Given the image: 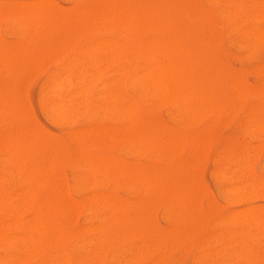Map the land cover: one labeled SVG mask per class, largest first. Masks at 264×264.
<instances>
[{"label":"rangeland","instance_id":"obj_1","mask_svg":"<svg viewBox=\"0 0 264 264\" xmlns=\"http://www.w3.org/2000/svg\"><path fill=\"white\" fill-rule=\"evenodd\" d=\"M135 1L136 0H127V1L126 0H114V2H112V0H0V19L1 18L3 19V20H0V40L2 41L3 45L6 47V49H4L5 48L4 46L2 47L5 50V53L4 52H2V53L4 54L5 60L10 62L11 59L7 60L9 57L6 58V55H5L6 53H7V55L10 54L9 51H7L9 49V48L7 49V47H10L11 55L14 53V57H13V55L12 56L10 55V56L13 59L16 60V62H15V60H13L15 66H12L14 64L11 63V65H9L10 66L9 68H8V64H7V66H5L6 65L5 60H4V63H3V60H2L3 57H1V61H0V68H1V62H2V64H5L4 67L2 66L3 67L2 70L0 69V71H2V73H0V88H2L3 90H4V88H6V90L4 92H1L3 90L0 89V100H3V104H2V101L0 102V104H2V105H0V107L2 108V111H1V108H0V113L3 112L4 109L6 108L5 112H3L5 116L4 115L3 116L0 115V135H1V133L3 135L5 133L8 134V131H9L10 134H8L7 136L9 137V135H10V139L9 140L11 142L10 145H9L8 140H6V139H5V142H3L2 138L4 139L6 134L4 135V137H3V135L1 136L2 142H1V146H0V149H1L0 150L1 151L0 152V159H1L0 160V164L2 165L3 169H5L6 167H9L8 170L5 169V172L11 171L10 175H11V177L13 179H15V182H13L12 179H9V178H11L9 173H5V172L0 173V176H2L0 178V180H1L0 181V193H1L0 194V197H1L0 198V208H1L0 209V217H1L0 219L3 218V220H4V221L2 220L1 224H0V227H1L0 228V236H1L0 238H2V239H0V250H1L0 251V264H5L6 262H7V264H12L13 262H14L13 264H15V262L17 264H65L68 261H69L70 264H74L72 262L75 261L76 259L77 260L75 261V264H89L90 262H91L90 264H122L123 262H124L123 264H125V263L126 264H209V263L210 264H213V263L214 264H218V263L222 264V262L224 264H264V261H263L264 260V235H263V233H264V218H263L264 217V189L261 190V188H263V185H264V33L262 32L263 31L262 28L264 27V17H263V15H264V0H260V2H259V0H256V1L253 0V3H252V0H214L215 3H214V1L212 3L211 0H176V2H175V0H173V1L172 0H166V1L165 0H147V1L146 0H142V1H144V3L141 0H138L139 2L136 1V3H135ZM240 1H241V3H240ZM22 2H25V4H27V2H30L29 5H28L30 10L27 8V5H25L24 3H23L25 5L24 9L26 7V9L28 11L24 10V9L23 10L22 9H18V6H19V8H21ZM44 2H47V3L49 2V4L52 7L54 5H57L56 7L59 8V10L57 11V9L56 10L54 8L52 9L51 6H50L51 12L54 15V17L52 16L53 18H50L51 17V14L49 12L50 8H49V11H47L48 14H49L48 15L49 17L47 16V13H40L39 14L40 16L37 15V12H40L41 9H43L42 7H43ZM99 2H100V4H99ZM110 2L114 3V5L111 4ZM120 2H121L122 5L120 4ZM146 2L149 5L146 4ZM168 2H170L171 4H168ZM235 2H238V3L235 4ZM261 2L263 3V5H262ZM31 3H33V4L30 6ZM34 3H36V5H38V4L42 5L41 7H40V5L38 6V10L34 7L36 9V12H35V9L32 12V6L34 5ZM47 3L45 4L46 7L48 5ZM108 3H109V5H108ZM117 3H119V4H117ZM126 3H128V4H126ZM133 3H135V4L133 5ZM254 3L257 5V7H255L256 5H254ZM110 4H111V6H110ZM244 4H245V7L241 8L242 6H244ZM247 4L248 5H253L254 7L248 6ZM258 4H259V6H258ZM16 5H17V7H16ZM101 5H102L103 8H100ZM118 5H119V7H118ZM135 5H136V8H135ZM143 5H145V6H143ZM172 5L174 6L173 10H171V7H173ZM13 6H14V8H13ZM98 6H99V8L97 10L96 8ZM107 6H108V9H107ZM149 6L152 7V9H150ZM236 6H237V8H236ZM238 6H240V7H238ZM39 7H40V10H39ZM116 7H117L118 11H119V9H121L123 11V13H128L129 12L128 7L129 8L133 7V9L132 8L130 9V12L135 13V15L137 16L135 19L132 20L133 22L129 20L131 22V24L128 21V24L126 25V28L129 25L128 29H133V30H136V31L138 30L137 34H139V36L137 35V37H136V34H135L134 35L135 38H134V36L132 34L129 37V41H131V42H142V39H143V41H149V40H152V37L150 38V35H152L154 37L153 38L154 40L156 38L157 39L156 41H161L162 40V42H164V43H167V42L175 43V44H179L180 43L179 45H182V46H186L187 45L186 43L190 44V45H188L186 47H188L189 50H191L192 60L194 61V64L196 63V65L192 64V67H194V69H193L192 77H191V79L189 81H190L191 85L192 84L193 85H198L197 81L199 82V86L200 85L201 86L204 85L203 86L204 89L206 88L205 91H206V95H207V103L210 100L208 105L209 106L211 105L210 108L207 107L205 109L206 113H205V110H204V111L200 112L199 114L198 113H190V114L188 113L187 114L185 112L182 113V111L180 112V110H177V108H175V105H176L175 103L176 102L172 101V100H168L167 98L163 99V103H165V104H163V103L160 104L161 100H159V102H158V100L157 101L155 99L152 100L151 97H147V98L145 97L146 101H145V98H143L144 101L142 102V99L138 98L139 97L138 94H137L138 91L136 89L134 90V88H133L134 93H132L133 90H131L132 87L130 86L129 80H130V78H132V76H133L132 74H135L136 70L138 71L137 67L132 66L133 67L132 68L133 71H132V69H130V71H129L130 74H128L127 78H125V81L121 82V78H118V80L121 82V83L118 82V86H119V88L121 87L123 89V92L126 91L125 94H127L128 97L130 95V97L132 96V98L136 101L137 106L140 108L138 114L141 117H143V120H144L145 124L149 125V127L155 126V128H157L158 134L160 133L159 137H158V140L163 138L158 143L160 145H157V147L155 149L154 148H149V149L145 148V149H141L142 152L136 150V148H131V147H135V146L134 145L130 146V145H132V143L130 141H126V143H125V140L120 138V136H122L121 135V131L117 132V130L118 129L120 130L121 122H120L119 119H116V116H114L116 114L111 112V110L114 111V109H113L114 108L113 107L114 106V104H113L114 100H113V97H112V95H113L112 94V88L109 87V89H111V90L108 89L109 92H107V93H109V94H106V91H105L106 89H102V88H105V85L103 87V83L106 84V82H108V81H110L111 84H110V82H108L109 85H108V83L106 84L107 88H108V86H110V85L112 86L113 85L112 83L115 82V81L112 82L111 79H113L114 77L116 78V76L117 77L120 76V75L118 76V72L120 74V70L122 69L123 64H124L123 63V59L121 58V56L112 57L110 55V52L108 50H106L105 48L104 49H105L106 52H104V51L102 52L103 49L101 51L98 49V47H100V46H103V45L105 46L106 43H108L110 40L111 41L114 40V37H116V36L118 37V39H122L124 37V35H122V34H124L123 32L126 29L125 28V21L124 20L123 21L119 20V22H118V20H117V22H115V20L114 21L111 20L112 21L111 22L107 18V14L111 10L115 11ZM120 7H122V8H120ZM126 7H127L128 10H126ZM166 7H167V9H166ZM169 7H170V9H168ZM176 7L177 8L179 7V9L177 10ZM10 8H11V11L9 13L8 11H9ZM92 8H93V10H92ZM185 8H186V10H184ZM12 9H15V13L17 12L16 13V17L18 15L20 16L21 14H24V13L27 12V15H25V17L28 19V21L25 20V19L22 20L24 15H21V17L23 16L22 18L18 16L19 19L18 18L16 19L15 13L12 15ZM87 9H89V10H87ZM105 9L107 11H109V12H106ZM147 9L150 10L151 14L153 12V17H151V15H150V13H149V11ZM232 9L235 11V14H233L234 16L232 15V12H233ZM45 10H47V9H44V12H45ZM52 10L57 11V13L59 14V17H58V14H56V12H55V14H56V16H55L54 11H52ZM103 10H105V12ZM169 10H170V12L173 11V13H170L171 15L170 14L168 15V11ZM183 10H184V12H183ZM222 10H224V11H222ZM227 10L229 12H227ZM243 10H245V11H243ZM260 10H261L262 15H260L261 14ZM1 11H2V14H1ZM89 11H90V14H89ZM98 11H99V13H98ZM122 11H120V12H122ZM146 11L148 13H146ZM219 11H221V12H219ZM257 11H259V12H257ZM19 12H20V14H19ZM28 12H29V15H28ZM34 12H35V14H34ZM86 12H88V13H86ZM141 12H142L143 16L140 15ZM159 12H160L161 15L159 14ZM82 13H84V16H82L83 20H85L86 22L85 21L83 22L81 20L79 22V18L78 17L79 16L81 17ZM104 13H106V14L104 15ZM185 13H186V17L184 15ZM93 14H94V16H93ZM96 14H97V16H96ZM144 14L146 15V17H145ZM147 14H148V16H147ZM157 14H158V16H157L158 19L156 17ZM225 14H227V15H225ZM237 14H238L239 17L237 16ZM35 15H36V17H35ZM101 15H102V17H101ZM253 15H256V16H253ZM221 16L226 17L227 20H225L226 18L223 19V17H221ZM231 16H233V17H231ZM33 17H34V19H33ZM40 17H42V18H40ZM45 17L47 18V20L49 19L48 22L46 21ZM62 17H64L65 20ZM84 17H85V19H84ZM95 17L97 19H94ZM139 17H142V19H140ZM148 17H149V19L151 18V20H149ZM159 17H160V19L162 21L159 19ZM168 17H170V18H168ZM188 17H189V19H188ZM228 17L229 18L231 17L230 19H232L231 22L229 20L230 24L228 22ZM235 17H238V19L235 18ZM258 17H259V19H258ZM37 18H38V20H37ZM59 18H62V20L60 19V21H59ZM106 18H107V21H106ZM155 18H156V21H155ZM220 18H221V21H220ZM240 18H241V20H240ZM256 18H257V21H256ZM7 19H8V21H7ZM53 19L55 20V23H54ZM104 19H105V22L103 23ZM173 19H175V20H173ZM235 19H237V20H235ZM249 19H251V20L248 21ZM51 20H52L53 23L51 22ZM57 20H58V23H57ZM66 20H67V22H66ZM97 20L99 21L98 24H97ZM101 20H103V21H101ZM163 20H164V23L166 22L165 23L166 25L162 23ZM12 21H14V22H12ZM29 21H33L34 24L30 23L31 24L30 25ZM44 21L46 22V24H45ZM137 21H139L142 25L139 22L136 23ZM252 21H254V22H252ZM11 22H12V25H11ZM15 22L17 23V26H16ZM36 22H37V25H36ZM38 22H39V25H38ZM65 22H66V24H65ZM76 22H77V24H76ZM78 22H79L80 25H78ZM81 22H83L84 24L83 23L81 24ZM108 22H109V25L107 24ZM155 22H156V24H155ZM177 22H178L179 25H177ZM22 23H23V26H21ZM42 23L44 24V26H43ZM116 23H118V24L115 25ZM134 23L137 24L138 26H135ZM144 23H146V25H147L146 28H149L148 30L145 28V24ZM158 23H159V25H158ZM169 23L171 24L170 27H173V25L175 27V30H174V27H173V30H174L173 32H174L175 37H173L174 35H173L172 31H171V28L169 27ZM219 23H221V27H220ZM13 24H15L16 27ZM26 24H27V26H26ZM47 24H48L49 28H47ZM49 24L52 26L51 29H50V25ZM52 24L53 25L55 24L54 25L55 30L58 28V32H56L57 30L54 31V27H53ZM56 24H57L58 27L56 26ZM70 24H72V26H70ZM121 24H122V34L121 33L119 34V32L121 31ZM148 24H152V28L153 29H154V26L156 27V25H158L157 26V30H158V27H159V29H160L159 31L163 30L164 27L166 26V28H167L166 32H168V34L165 32V30H166V28H165V30H164L165 33L161 31L162 32L161 36H155L153 34V31L150 28L151 25L149 27ZM29 25L33 26V28H31V30H33L34 35L37 36L36 37L37 40L34 38V35L32 34V31L28 30V28L30 29ZM40 25H42V27ZM60 25H62V26H60ZM82 25H84V27H82ZM91 25H94V26L97 25L95 27V30H94V26H91ZM112 25H113V27H112ZM114 25H115V28H114ZM131 25H133L132 28H130ZM63 26L66 29H63ZM176 26L178 27L177 30H176ZM217 26H219V27H217ZM45 27H46V30H45ZM80 27H82V29L83 28L86 29V30H83L85 32V34L83 33V31H82V29ZM87 27H88V29H87ZM98 27H99V29H98ZM234 27H236V29H233ZM41 28L43 30L38 32L37 29L40 30ZM61 28H62L63 34H62V31H61ZM182 28L185 29V30H183V33L186 35V38H185V35L184 36L182 35L183 34L182 31H181ZM78 29H79V31H78ZM105 29H106L107 32H105ZM107 29H109V30H107ZM201 29H202V31H201ZM48 30L50 31V33L47 32ZM70 30L72 31L71 34H70V32H71ZM73 30L77 31L76 35L80 31H82L81 35L78 34L76 37H74L75 36V32L73 33ZM116 30H118V31L116 32ZM155 30H156V28H155ZM242 30H244V31H242ZM252 30H253V32H252ZM260 30H261V32H260ZM145 31H147V32H145ZM151 31H152V33H151ZM180 31H181V33H180ZM239 31H242L244 34L240 33ZM22 32H23V34H22ZM40 32H42L43 34L42 33L40 34ZM114 32H115V34H113ZM141 32H142V34H141ZM169 32H170V34L172 33L170 36H168ZM44 33H45V36H43ZM51 33H52V35H51ZM55 33H57V34H55ZM60 33H61V35H60ZM238 33H240V34H238ZM251 33H254V34H251ZM28 34H31V35H28ZM110 34H112V35H110ZM140 34H141V36H140ZM164 34H165L166 37H163ZM227 34H228V36H227ZM32 35H33V38L36 40L37 43L30 39ZM40 35H42V36L40 37ZM62 35H63V37H62ZM72 35H73V37H72ZM120 35H122L121 36L122 38H120ZM181 35H182V38H181ZM254 35H255V37H257V41H260V42H259V44H258V42L256 43L255 48L251 52L250 49H252L253 46H254V45H251L252 42H253V39H254ZM29 36H30V38H28ZM64 36H65V39H63ZM167 36H168V38H167ZM251 36H253V37H251ZM44 37H47V38L45 39ZM51 37H52L53 41H52ZM66 37H67V39H66ZM145 37H146V39H145ZM25 38L26 39L28 38L27 39V40H29L28 43H27V40H25ZM61 38L64 41H62ZM183 38H184V40L186 42L185 44H183V41H182ZM248 38L250 39V41H249ZM41 39H43V43L44 44L47 43L50 46V47L48 46L46 48L47 52H45V49H44L46 47V45H45V47H43L44 44L42 43V41H40ZM101 39H103V40H101ZM106 39H108V40H106ZM173 39H175V41ZM67 40L68 41L71 40V42L68 43ZM79 40H80V42H79ZM93 40L96 41V42H93ZM98 40H99V43H97ZM104 40H106L105 44H104V42H105ZM171 40H172V42H171ZM176 40H177V42H176ZM30 41L33 44H31ZM55 41H56V43H54ZM100 41L102 42V45H100V43H101ZM232 41H233V43H232ZM13 42H14V45H13ZM23 42H25V44ZM246 42H247V44H246ZM250 42H251V44H250ZM16 43L17 44L19 43V45L17 46ZM20 43L23 45L22 46L23 48H21V50H20V48H18V47H21ZM0 44H1V42H0ZM37 44L41 45L40 47H42L44 49V52H43V49L38 48ZM55 44H57V45L59 44V46L57 47V45H55ZM30 45L32 47L34 46V48L37 47V48H35L36 51L34 50L35 52L33 51L34 48L30 49L32 54H30L28 52L29 50L27 48V46L31 47ZM60 45L63 46V47L61 48ZM64 45H65V47H64ZM67 45H68V47H67ZM75 45H76V47H77V45H78V47L80 45L81 46L76 49ZM93 45H94V47H93ZM1 46L2 45H0V48H1ZM15 46L17 47L16 49H15ZM83 46L86 48V50L84 49ZM95 46H96V52H95ZM190 46H192V47H190ZM12 47L15 49L14 51H12L13 50ZM52 47H54L53 49L55 51L52 49ZM91 47L94 48V51H93V49ZM48 48H49V51H48ZM17 49L20 50V51L15 52ZM61 49L63 51H61ZM193 50H196V51H194L193 54H192ZM248 50H250V54H247ZM20 52H21V54H20ZM24 52L25 53L27 52V55L26 54L24 55ZM33 52H34V54H33ZM59 52H61V54ZM89 52H91V53H89ZM243 52H244V54H243ZM2 53H1V55L3 56ZM76 53H77V55H76ZM85 53H86V55H85ZM94 53H96V55ZM107 53L109 54V57H112V58H115V59L111 60V58H107L108 57ZM18 54H19V56L16 58L15 56H17ZM29 54H30V57H29ZM81 54H82V56H81ZM106 54H107V57H106ZM197 54H199V56ZM246 54H247V56H244ZM55 55H57V56H55ZM23 56H25V57H23ZM26 56L30 58V60H28V61H30L29 63L26 60ZM73 56H74V59L72 58ZM98 56H99V58H98ZM241 56L243 57V59H242ZM21 57H23V58H21ZM100 57H101V59H100ZM63 58L64 59L66 58L65 61H64ZM116 58H117V60H116ZM120 58H121L122 62H121V60L119 61ZM24 59L26 60L27 63L24 62ZM70 59H71V61H70ZM76 59H77V61H74ZM104 59H106L108 61L106 64L109 63L107 65L108 68L105 66ZM81 60L85 61V63L83 64V62ZM88 60H89V62H88ZM98 60L103 61V63H101L102 65L99 63ZM115 60H116V62H115ZM197 60H198V64H197ZM19 61H20V68L22 69V67H24V66H25L24 69L26 68L24 70V72H23V69L20 70V71H17V69L13 70L14 68H16V65H17V68L19 70V67H18ZM193 61H192V63H193ZM72 62H73V64H72ZM21 63L24 64V66H21ZM88 63H89V65H88ZM90 63H92L91 67H90ZM110 63H112L111 66H110ZM118 63H119V65H118ZM55 64H56V66L57 65L58 66L55 67ZM74 64H75V66H74ZM95 64H97L96 68H95ZM99 64H100V66L97 67ZM62 65H63L64 69L62 68ZM68 65H69V71L65 70V67H66V69H68ZM92 65H93V67H92ZM121 65H122V67H121ZM11 66H12V68H11ZM59 66H60V68H59ZM81 66H83L82 67L83 69L81 68ZM118 66H120V67L118 68ZM196 66L198 67L197 69H196ZM71 67H73L74 69L71 68ZM10 68L13 70V72L15 71L16 72L15 74H18V76H19V72H20L21 73L20 76H22V77L26 78V80L27 79L28 80L23 83L24 78L23 79H22V77L19 78V81L16 80L17 82H19L18 86H17V84H15V82H14L15 81L14 79H16L17 75L14 78L15 74L13 73L14 74V76H13L12 72H10V71H12V70H10ZM99 68H100V70H101V72L103 74L100 72ZM104 68H105V71L103 72L102 70H104ZM117 68H118V72L117 71L115 72L114 70H117ZM80 69H82V70H80ZM88 69H89V71H88ZM195 69H196V71H195ZM204 69H205V74H204ZM259 69H260V71H259ZM6 70H8V71H6ZM84 70L86 72H88V73H85ZM72 71H74V73ZM79 71H80V73L82 75H80ZM96 71H99V72H96ZM5 72H7V74L10 72L11 73V77H10L9 74H8L9 76H7V74H3ZM90 72H93V73H90ZM94 72H96V75H95ZM112 72L117 73V74H113ZM72 73H73V75L70 76ZM99 73H100V75H99ZM107 73H109L110 75H113L114 77L113 76L109 77V75ZM198 73H200V75H198ZM219 73H221V76H220ZM231 73H232V75H231ZM30 74H31L33 79L31 78ZM66 74H67V76H66ZM77 74H78V77H77ZM201 74H203V75H201ZM79 75H80V77H79ZM88 75H89V77H88ZM196 75H197V77L195 78ZM230 75H231V77H230ZM82 76L84 78L83 79L84 82H81L79 84L76 83L75 84L76 88L73 89L74 81L78 80V79H82ZM85 76H86V79H85ZM91 76L93 77V81H95L96 84H95V82L93 84L91 83L90 87H89L88 81L91 80V82H92V78H90ZM94 76H95V78H94ZM201 76L202 77L205 76V79H204V77L201 78ZM7 77H9V78H7ZM49 77H51V80H49ZM11 78H13L14 81H12V82L16 86V87L13 86L14 90L16 88V90H15L16 91V95H17V93L19 94L18 97L14 98V100L12 98V100L14 101L13 103H11V102L9 103V99L11 97L9 95H7L8 98H9L8 101H7V97L4 99L5 92H7V94L8 93L10 94V93L13 92V88L11 86L12 83L10 84V82H8V80L11 79ZM107 78H108V80H107ZM115 78L113 80H115ZM20 79L22 80V82H21ZM29 79H32V80L29 81ZM53 79H54V81H53ZM231 79H232V81H231ZM58 80L59 81H63V82H65V81L67 82V83H63L62 82V86L63 87H62V92L60 94L62 96L61 100L62 99L65 100L66 98H69L67 103H66L67 99L64 101L65 104H67V106H69V107L72 104L71 107H73V111H74V112H72V114L74 115L75 112L78 111V112H76V114H78L79 117L76 114H75L76 116L74 115V117H73L72 114H68V113L65 114L64 116L60 117L62 120L58 119V118L56 119L55 117H53L52 112L50 111V107L53 106L56 103H59V98L57 97L56 94H52V95H51V93L49 94V91L51 92L52 84L53 83L55 84L56 82L58 83ZM116 81H117V78H116ZM200 81H201V83H200ZM86 82H87V84H86ZM100 82H102V84H101L102 88L99 87L100 86ZM232 82L234 83V85H233ZM72 83H73V85H72ZM63 84H65V86ZM80 84H81V88H79ZM205 84H206V86H205ZM207 84H208L209 87L207 86ZM8 85H9V87H7ZM229 85H232V87H229ZM64 87L67 88V89L64 90ZM112 87H113V91L115 92L114 85ZM9 88H12V91H10L11 89H9ZM21 88H22V90H21L22 94L18 90V89H21ZM25 88H27V90ZM86 88H89V89H86ZM236 88H237V90H236ZM45 89L47 91L48 90L49 91L47 92V91H45ZM94 89H95V91H94ZM127 89H129V90L127 91ZM228 89H230V91H228ZM232 89H233V91H232ZM60 90H61V88H60ZM96 90H99V92L96 91ZM101 90L103 91V93L105 91V97L103 96V93H101L102 92ZM250 90H251V92H250ZM252 91H253V94H252ZM63 92H65V93H63ZM72 92H74L75 94H74L73 99H72V97L70 99L69 95L71 94V96H73ZM81 92L83 94H85V95L81 94ZM120 92H122V91L120 90ZM229 92H232V95H231L232 97L230 96L231 93H229ZM236 92H237V94H236ZM79 93H80V95H79ZM100 93H101V96H100ZM213 93L216 95V97H215V95ZM24 94H26V96H25L26 99H24ZM212 94H213V97L210 98L212 96ZM16 95L12 94L13 97L16 96ZM223 95H225V96H223ZM239 95L240 96L242 95V96L240 97ZM85 96H86V98H85ZM253 96H254V98H253ZM258 96H259V98H258ZM102 97L105 98V100H108V102L110 100H113V102L110 101L109 103H107L104 100V102H106L109 105L105 104L104 102H103L104 104H102L101 103L102 102L101 99H103ZM106 97H107V99H106ZM109 97H110V99H108ZM214 97H215V99H214ZM216 98H217V101H216ZM41 99H42V101L40 103ZM56 99H57V101H56ZM97 99H100V100L98 101ZM230 99H231L232 102L230 101ZM250 99H252V101ZM4 100L6 101L5 103H4ZM26 100H27L28 103L25 102ZM79 100H80V102H79ZM165 100H166V102H165ZM219 100H220V102H219ZM20 101L21 102L24 101L25 105H24V102L23 103H19ZM73 101H74V103L78 102L79 105L77 103L74 104ZM7 102H8V105H7ZM144 102H148V103L143 104ZM152 102H154L156 105H154V103L152 104ZM157 102L160 105H162V106L161 107L158 106L159 104L157 105ZM228 102H230L231 104H229ZM249 102H250V104H249ZM87 103H88V105H87ZM149 103L151 105H149ZM247 103H248V105H247ZM41 104H43V105H41ZM90 104H92V105H90ZM110 104H113V106L110 105ZM11 105L13 107H11L12 109L10 110L9 106H11ZM26 105H27V107L24 109V106H26ZM73 105H75V106H73ZM84 105H85L86 108L84 107ZM98 105L99 106H104V108H105V106H110V107H108V109L106 107L103 110V108L101 109L100 107H98ZM147 105L149 107L153 106L152 108H154V109L151 108L152 112L150 111V108L147 107ZM4 106H5V108H4ZM6 106L8 107V110H7ZM17 106L19 107L20 110L18 109ZM43 106H44V108H43ZM48 106H50V107H48ZM155 106H157V107H155ZM217 106H218V108H217ZM81 107L84 110H82ZM159 107H160V109H159ZM29 108L31 110H29ZM80 108L82 110V112L80 113L82 116H80V114H79V111H81ZM95 109H96V111L101 109V110H99L97 116H93L92 115V114L96 115L97 112L95 111ZM106 109L112 113L111 114L112 117L110 115V112L108 113V111ZM9 110L12 111L11 112V114H13V115H11L12 117L10 116V111ZM16 110H18V111H16ZM92 110H94V111H92ZM144 110L146 111V113H145ZM148 110H149L150 113L148 112ZM217 110H219V111H217ZM8 111H9L8 114L10 116L9 119L7 118L8 117V114H7ZM15 111H16V113H15ZM28 111H29V116H28ZM83 111L85 112V114L83 113ZM101 111H103V112H101ZM106 111H107L108 116H106L107 114H105ZM175 111H179L180 114H179V112L176 113ZM88 112H91L92 114L88 113ZM226 112L227 113L229 112V114H227ZM46 113H49V114H46ZM100 113L102 114V118H101V116H98V115H101ZM212 113H214V114L217 113V115L211 116ZM15 114H17V115L15 116ZM175 114H176V116H175ZM178 114L180 115V117H179ZM33 115H34V117H33ZM68 115H70V116H68ZM188 115L190 117L193 116V118H189V120H190L189 123L187 122L188 121V117H189ZM194 115L195 116L199 115V116L194 117ZM18 116H19V118H18ZM27 116L29 118H31V117L32 118L29 119V118H27ZM225 116H226V118H225ZM5 117H6V119H5ZM63 117L65 118L64 120L66 121V123L63 120ZM69 117H70V119L72 118L71 119L72 121L70 119H68ZM86 117H87L88 120L90 119L89 120L90 122L87 121V119H85ZM99 117H100L99 120L102 119L100 122L98 121ZM108 117H109V119H108ZM114 117L116 119L115 122L112 120V119H114ZM173 117H175V118L173 119ZM3 118L6 121L10 120L9 121L10 123L7 124V122L4 121ZM10 118H12V119H10ZM22 118H24V119H22ZM33 118H35V119H33ZM110 118H112V119H110ZM195 118H197V119H195ZM210 118L212 120H210ZM213 118H215V119H213ZM26 119H28L29 121L26 120ZM55 119L58 120V121H56ZM183 119H185V121ZM68 120L71 121V122H69ZM94 120H95V122H94ZM108 120H111V121H108ZM180 120H182V121H180ZM194 120H196V121H194ZM3 121H4V123H3ZM22 121H24V123ZM228 121H229V123H228ZM56 123H57V125H56ZM100 123H103V124H100ZM25 124L28 125V126L24 127ZM32 124L34 125V127L31 126ZM105 124L108 125V126H106ZM109 124H113V126L110 125V127H111L110 129L113 130V131H110ZM115 124L117 125V127L119 126V128L116 129V130H114L115 129L114 127L116 126ZM40 125L42 126V129H44L43 131H42ZM103 125H104V128H103ZM91 126H92V128H90ZM95 126L97 127V131H99V132H97L96 130H95L96 132L93 131L96 128ZM100 126L104 130L100 129L101 128ZM105 126L109 130L106 131ZM164 126H165V129H167L166 131H164L165 130ZM169 126H170V128H169ZM85 127H87V128H85ZM98 127H100L99 129L102 130V132H100V130H98ZM161 127H163V128H162V130L160 132ZM19 128L21 129V131H19V133L22 132V129L24 130L23 131L24 132L23 133L24 134L23 138H22V136H19L21 133L19 135L16 133V132H18ZM29 128H31V130L33 131L32 134L34 132H35V134H37L38 138H36L35 136L33 137V141L34 142L32 140H30L32 138L31 136H29L30 137L29 140L26 139V137L29 135L28 134L29 131H30ZM89 128L92 129V130H90ZM168 128H169V130H168ZM16 129H17V131H16ZM45 129L47 130V132L45 131ZM85 129H88V131H86ZM83 130H84V132H83ZM4 131H6V132H4ZM67 131H69L71 133H68ZM78 131H80V133ZM85 131H86V133H85ZM90 131L92 133H90ZM108 131L111 133V136H112V137H109L110 140L108 139V135H110V133H108ZM87 132H89L90 134L88 135ZM104 132L107 134L106 138L103 137V136H105ZM174 132H175L176 136L174 135ZM41 133L43 135H40ZM65 133H66V135H65ZM75 133H77V135ZM163 133L167 134V135H165L166 138L168 137V135L170 136V137H168L170 139V142L172 143V144L170 143L171 144L170 148H169L170 150H166V148H164L165 147L164 139L166 140V138L164 137ZM16 134L20 138H17L18 136ZM73 134H75L74 135L75 137H77V136L78 137L74 138ZM162 134H163V137H162ZM188 134L191 135V137L188 136ZM15 135L17 136L16 138H15ZM38 135L41 136L40 139H39ZM71 135H72L73 138L69 140V137L71 138ZM99 135H101L102 137L99 138L100 137ZM199 136H200V139L198 138ZM8 137H6V138H8ZM43 137L45 139H43ZM80 137L83 138V140ZM91 137L93 139L95 138L96 141H93V139ZM171 137L175 138V139L172 140ZM41 138H42V140H41ZM97 138H99V139H97ZM102 138H104L103 139L104 143L101 140ZM119 138H120L121 142H120ZM188 138H190V139L188 140ZM15 139L18 142V147L16 146V149L14 148V146L17 145L16 141H15L16 144L13 143ZM25 139L29 142V147L27 146L28 142ZM35 139H37V141ZM38 139H39V141H38ZM84 139H85V141L87 140V142H83ZM89 140H91L92 143ZM111 140H112V142H111ZM174 140H175V142H174ZM195 140H196V142H194ZM201 140H203L202 141L203 143L200 144L199 141H201ZM6 141L8 142V145H7ZM24 141H26V146H25V143H23ZM88 141L90 143H88ZM113 141H115L116 144ZM116 141L118 142V144H117ZM176 141H178L179 144H177ZM234 141L235 142L237 141V142L235 143ZM74 142H75V144H74ZM95 142H98L97 149L95 147V145H96ZM105 142L108 143V144L110 142L112 146L109 144L110 147H108V144H106ZM81 143H83V145ZM194 143H199V144H196V146L197 147L201 146L202 150H200L201 147H198L199 148V150H198L195 147ZM226 143H227V145H226ZM45 144H48V145H45ZM86 144H88V145L86 146ZM100 144H102V148L98 147V146H101ZM173 144H174V147H171V146H173ZM31 145H32V147H31ZM44 145H45V149L48 148L47 150H49V151H45ZM51 145H52V147H51ZM104 145H106L107 147L104 146ZM179 145H181V146L179 147ZM2 146H3V148H1ZM6 146L11 148L10 156H9L10 149L7 148ZM24 146H25L26 150L28 149V152L30 151L29 153L27 151L25 153L22 151V148ZM82 146H86V148L85 147L83 148ZM103 146H104V148H103ZM113 146H115V147H113ZM159 146L160 147L162 146V147L160 148ZM176 146H178V147H176ZM192 146H194V147H192ZM87 147H89L90 149L94 148V150H89V148H87ZM6 148L9 149V150H7ZM29 148H31L35 152H33ZM40 148H42L43 152H41ZM120 148H121V151H120ZM127 148H128V150H126ZM129 148L131 150L133 149V151H132L133 155L134 154L137 155L139 153L137 155L138 157L135 156V155H134L135 156L134 157L132 155L131 150ZM37 149H39V150L37 151ZM78 149H80V151ZM193 149H195V150H193ZM3 150H5L7 152V154ZM23 150H24V148H23ZM73 150L74 151L76 150V153H74ZM143 150H144V152H143ZM36 151H37V154L39 153L38 155H40V152L42 154L44 152H48V155H50L51 158L52 157L54 158V159L53 158L52 159L49 158L50 159V164L48 166H45V167L44 166H40V168H43V170L39 168L40 171L42 170L44 175L46 174L47 180L52 179V180L48 181V183L49 182L50 183L47 184L46 186L42 187L41 185H39V186H41L43 188V190L41 189V187L37 186L38 183H39V180H40L39 179L40 176L39 175H34V174H33L34 175L33 176L32 174H28L27 170L25 171L26 166H28L27 169L29 170V168H32V166L36 167V164L38 165V161H39L38 157L39 156L36 155ZM51 151L52 152L54 151L53 154H52ZM157 151H158V153H157ZM169 151L170 152L172 151L171 152L172 154H167L166 153V152H169ZM186 151H187V154H186ZM198 151H199L200 156L198 154ZM200 151H202V152H200ZM90 152H92V153H90ZM176 152H177V154H176ZM55 153L57 154V156H59V158L56 157ZM59 153H61L62 155L59 154ZM88 153H90V155L91 154L93 155V156L92 155L91 156L93 157L94 160L92 159V157H90L91 158L90 160L86 159V158H89V156H90V155H88ZM141 153H143V154H141ZM148 153H150V155ZM152 153H154V154H152ZM22 154L25 155V156H23ZM27 154L29 155L28 159L25 158V157H27ZM72 154H74V156ZM98 154H100V155H98ZM219 154H220V156H219ZM242 154L243 155L246 154V155L243 156ZM1 155L4 156L5 161H8V162L3 161L4 159L2 158ZM15 155H17L18 158H15ZM77 155H79V156L87 155V157L83 156L82 159L80 158L82 160V162H83V163H81V160L79 159V156H78V160H79L81 165L78 164L79 168L77 166H75V168L73 166L74 169L70 168V167H72V166H70L71 164L72 165H76L75 163L77 161V158H76ZM94 155L96 157H97V155L99 156V158L97 157L98 161L101 159L102 156H103L102 159H104V160H106V159L111 157V159H108V160L114 161V164H117L118 160H119L118 164H120L121 162L122 163H126L127 165H129V167H127L126 165L123 164L124 170L126 169V171L124 173L123 172L124 170H121V169H123V167L119 168L120 165H117L118 166L117 168L119 169V172L112 170L113 172H116V173L118 172L117 173L118 175L115 173L116 176H113L115 178L114 179V178H112V176H110V174L112 172L110 170L111 169L110 167L112 165V161L108 162V160L107 161L103 160L104 162H108L107 164H104V169H103V166L101 165V160H100V163L99 162L97 163V158ZM153 155L155 156V159L153 158V163H150V161H151L150 159H152ZM165 155H167V158H166ZM171 155H173V156H171ZM193 155L198 157L197 160H196L195 157H193ZM71 156H73V157H71ZM104 156H105V158H104ZM113 156H115V157H113ZM162 156H163V158H162ZM6 157H8L7 160H6ZM11 157H13V159ZM19 157H20V159H19ZM22 157H23V159H22ZM36 157H37V159H36ZM119 157H120V159H119ZM10 158H11L12 161L10 160ZM113 158H114V160H113ZM116 158H118V159H116ZM58 159L62 163L59 162ZM158 159H159V165H158V162H157ZM162 159L163 160L164 159L165 160L168 159V160H166V162L162 163ZM189 159H190L191 162L189 161ZM245 159H246V161H245ZM15 160H17V162ZM70 160H72V161L70 162ZM85 160H87V162ZM91 160H93L94 163L96 162L97 165L100 164V169L98 167L99 165L98 166L95 165L96 163L93 164V162ZM154 160L156 161L155 163H154ZM241 160H243L244 163ZM19 161H21V162L19 163ZM68 161L71 164H69ZM89 161H90V163H89ZM103 161H102V163H103ZM174 161L176 163H178V164L176 165ZM184 161H186V162H184ZM15 162H16V164H15ZM79 162L77 161V163H79ZM18 163H19V165H18L19 167L13 166V164L17 165ZM59 163L61 164V166H60ZM66 163H68V165ZM109 163H110V165H109ZM122 163H121V165H122ZM164 163H166V164H164ZM170 163H173V164H170ZM245 163H247V165ZM55 164H56V166H55ZM82 164H85L83 166V168L85 167L84 169L83 168L80 169V166H82ZM1 165H0V168H1L0 172L2 170ZM9 165L11 166V168H10ZM23 165L24 166L26 165V166L23 167ZM53 165H54V167H52ZM87 165H88V167H87ZM107 165H109L108 166L109 168L107 167V169H106L105 166H107ZM133 165H136V167L138 165V167H137L138 169L135 168V170H134V166ZM181 165H184V166H181ZM38 166L36 167L37 169H38ZM57 166L60 167L61 170ZM148 166L151 169L152 168L155 169L153 171L154 174L152 173V170L151 171L149 170ZM86 167L89 168L90 170L87 171ZM101 167H102V169H101ZM126 167L129 168V169L131 167L133 168V171H132V169H130L129 172L132 175H134V177L136 179H134L133 176H132L133 178L131 177V175L127 171L129 169H127ZM145 167H147V168H145ZM159 167L161 168L160 170H159ZM175 167H178V168L176 169ZM13 168H15V170ZM17 168L18 169L20 168L19 171H18ZM91 168H92V170L94 169L93 170L94 172L96 171L95 172L96 174H100L101 171H99V170H103V173L101 172V176L100 177L96 176L99 179L102 178V176L104 177L106 175V173H108L104 177V180L105 181L107 180V181L105 182L104 180L100 179V182L98 180H96V182H93L96 179V177L93 176L95 173H93ZM185 168H186V170H185ZM71 169H72V171H71ZM12 170H13V172H12ZM16 170H17V172H16ZM23 170H24L25 173L23 172ZM44 170H45L46 173L44 172ZM107 170H109V171H107ZM137 170H138V172H137ZM144 170L146 171V173H145ZM171 170L174 171L173 174H172ZM177 170H178L179 173L177 172ZM2 171H4V170H2ZM19 172L23 173L25 176L20 174ZM88 172L90 174H92V175H90ZM149 172L155 178L157 177V179L154 178L155 181H156V182L154 181L155 182L154 187L157 190H155V188H153V186H151L153 184V182H152L153 181V179H152L153 177L151 176V174ZM165 172H168V173H165ZM248 172H249L250 175L248 174ZM126 173H128L129 175L126 174ZM155 173H156V176H155ZM220 173H222V175H220ZM246 173L249 176H246L247 175ZM16 174L19 175L18 178L16 177ZM26 174H27V176H26ZM74 174H75V176H74ZM125 174H126L127 177L125 176ZM136 174H139V175H136ZM147 174H148V176H147ZM167 174H169V175H167ZM178 174H179V176H178ZM12 175H14L15 177L12 176ZM84 175H87V179L85 178ZM3 176L5 177V179L3 178ZM6 176H7V178H6ZM21 176L22 177L24 176L25 178L24 177L22 178ZM53 176L54 177L56 176V177L54 178ZM60 176L63 177V178H60ZM91 177H95V179L92 178V180H91L90 179ZM116 177H118V179ZM130 177L133 179L134 183L132 182L131 179H129ZM137 177H139V179ZM146 177L147 178L149 177L148 179L150 180V183H152L151 185L148 184L149 180ZM19 178H21V179H19ZM26 178L29 179V182L31 181L30 183L33 186L34 185L37 186V187H34V189H36V190H34L32 188L31 184L28 185L29 184L27 182L28 179H26ZM53 178H54V180H53ZM59 178L61 180H59ZM126 178H127V182L125 180ZM223 178H224V181H223ZM55 179H57L56 181L66 182V183H63V184L62 183L59 184L58 182L55 183L56 182ZM63 179H65V181ZM73 179L75 181H73ZM82 179L85 180V181H83ZM112 179H114V180L111 181ZM140 179H142V180H140ZM146 179H147V181H146ZM6 180L7 181L10 180L9 183L10 182H12V183H10V185H9V183H6ZM20 180H21V182H20ZM22 180H24L23 181L24 183L22 182ZM25 180H26V182H25ZM137 180H139V182H137ZM143 180H144V183L141 182ZM185 180H187V181L185 182ZM33 181H35V183ZM101 181H102V183H101ZM123 181H125L126 183H128V181H129L130 184L128 183V186L126 185L125 188H124V187L121 186V185H123V186L125 185V183ZM251 181L253 182L252 185H250L248 183V182L252 183ZM254 181H256V182H254ZM36 182H37V184H36ZM74 182H76V183H74ZM167 182H169V183L167 184ZM13 183H15V184L13 185ZM16 183H20V184H16ZM26 183H28V184L25 185ZM51 183H52V185H51ZM78 183H79V185H78ZM138 183L143 188H141ZM156 183H157V185H156ZM164 183H166V184L164 185ZM5 184H6V186H5ZM11 184H12V186H11ZM56 184L61 185L60 187H61L62 191L60 190L59 185H56ZM98 184H100V185H98ZM117 184H119V185H117ZM159 184H160V189L157 188V187H159ZM161 184H162L163 187L161 186ZM63 185H66V188ZM73 185H75V187L78 186L76 188L77 192L80 190V189L78 190V188L82 187L81 191H79L81 193H79V192L77 193L76 189H75V187H73ZM116 185L118 187H116ZM254 185H255V187H254ZM260 185H262V187L259 188V190H258V187H260ZM13 186H14V188H13ZM15 186H17V187H15ZM51 186L56 188V189L53 188V190H52ZM71 186L74 189H72ZM119 186H120V189H119ZM135 186L136 187L138 186L137 187L138 190L136 189ZM238 186H239V188L242 187V188H240L241 192L237 191V189H239V188H236V187H238ZM249 186H251V187H249ZM11 187L13 189H11ZM26 187H27V189L24 190ZM8 188L10 190H8ZM30 188H32L33 192L31 191ZM64 188L66 190L65 192L67 193V196H66L67 198L63 197V195H66L64 193V191H63ZM146 188H148V189H146ZM170 188H171V190H170ZM233 188H235L236 195H235L234 192L233 193L229 192V189H233ZM244 188H245V190H244ZM22 189L24 190L25 193L23 192ZM58 189H59L60 193L63 192L62 193L63 195L59 193ZM163 189H165V190H163ZM56 190L59 193V195L56 192ZM225 190L227 192V195L225 194L226 193ZM242 190H244V191H242ZM252 190H253V192H252ZM14 191H16V192L20 191V192H19V194H17ZM72 191L76 192V194L73 193ZM147 191H148V193H147ZM177 191H178V193H177ZM53 192H54V194H53ZM55 192L57 193L58 196H56ZM174 192H175V194H174ZM2 193H4V194L2 195ZM188 193H190L191 195L188 194ZM240 193H242V194H240ZM14 194L16 196L17 195L18 196L16 197ZM44 194L47 197H45ZM52 194H53V196H52ZM245 194L247 195V197H245L246 196ZM19 195L21 197L23 196L22 198L20 197L21 200H19V198H18ZM49 196L51 197V200H50ZM54 196H56V198L60 201V203H61V204L59 203L60 207H59V205H57L58 204L57 203L58 200H56V198ZM113 196H115V197H113ZM170 196H171V199H170ZM3 197H4V199H2ZM10 197H11L12 201H8V202L9 203L10 202L14 203V206H11V205H13L11 203H10L11 205L7 203V200L10 199ZM12 197H14V199ZM58 197H60V199ZM91 197L93 198V200L91 199ZM95 197H99V198L101 197V201H103V202H101L99 200V198H98V200L100 202L97 200V202H99V203H96L95 200L97 198L95 199ZM224 197H226V198H224ZM28 198H30L31 200L28 199ZM33 198L35 200L37 199L38 202H37V200L35 202H32ZM117 198H119V200ZM210 198H211L212 201L210 200ZM34 199H33V201H34ZM125 199L129 200V201H127V200L126 201L128 203L130 202L129 204L132 207L126 205L127 202L126 201H125L126 203L124 202ZM150 199H152V200L150 201ZM4 200H5V203H4ZM41 200H43V201H41ZM55 200L57 201L56 203H54ZM70 200L74 201V203L73 202L71 203ZM111 200L114 201L116 206L118 205L117 206L118 210L115 213V216L112 215V211L110 209L111 206L113 205L112 203H110V202H113ZM115 200H117V201L115 202ZM120 200L121 201L123 200L122 202L125 203L124 205L126 207L122 204V202ZM155 200H157V201L155 202ZM232 200H234V201H232ZM29 201H31V202H29ZM46 201H48V202L50 201V202L47 203ZM235 201L237 203H235ZM28 202H29V204H28ZM119 202H121V203H119ZM131 202H132V204L137 202V204H138L140 209L137 208V205L136 206H135V204L132 205ZM141 202H142L143 205L145 204L144 208H142L143 206H142V204H140ZM33 203L35 204V206H37L35 208H39V206L45 205V206H42V207L43 208H48L47 210L49 212L45 211L46 209H43L42 207H41V209H39V210L36 209V211H35V209L33 207L34 206ZM39 203H40V205H39ZM107 203H109V204H107ZM179 203H180V206H179ZM181 203L182 204L184 203V205H182ZM207 203H210V204H207ZM50 204H51V207L54 205V209H55V205H56V209L55 210L52 207L53 212H52V210H51V208L49 206ZM62 204L63 205L68 204L69 206L72 205L74 207L76 205L77 207H75V208L72 207V210H70L71 208H68L67 205L62 207L63 206ZM119 204H122V209L123 210L121 209V205H119ZM173 204H176V205H173ZM46 205H48V207H46ZM106 205H108V207ZM2 206H3V210H2ZM4 206H5V208H4ZM104 206H106V207H104ZM182 206H183V208H182ZM65 207H67L68 210ZM128 207L129 208L131 207L130 209H128L130 212H132L131 214L127 210ZM179 207L182 210H180ZM61 208H64V210L66 209L67 211L66 210L65 211L62 210ZM247 208H248V211L250 213L246 212V213L249 214V216H248L244 212L245 215L243 217V221H244L243 222L242 219H238V217H242L243 214H244L243 210L245 209V211H247ZM255 208L258 209V212H257V210ZM261 208H262V210H260ZM6 209H7V211H6ZM143 209H147L148 211L147 210H143ZM40 210H42L43 212L40 211ZM120 210H122V211H120ZM134 210H136L138 212H133ZM142 210H143V213L141 212ZM254 210H256L255 213H254ZM4 211H6L8 215L6 213H4ZM39 212L40 213L42 212V215H40ZM45 212H46L45 216L47 218L43 216L45 214ZM50 212H52V213H50ZM58 212L60 214L62 213L61 214L62 218H61V215H59L60 218L58 217V214H59ZM108 212L111 214V216H109V217L110 218L113 217L112 219H109V217L107 216V214H109ZM140 212H141V214H140ZM144 212L146 213V215H145ZM147 212H149L148 216H147ZM261 212H263L262 215L259 214ZM2 213H3V215H2ZM37 213H38L39 217H38V215H36L38 217V219L35 218L36 221H34V217H36L35 214H37ZM134 213L136 214V221H137L136 222V227H135L136 230H134V228H133V230H129V231H125L124 232L125 229L122 228V229H119L122 233L120 231H116V230H118V228H120L121 225L119 223L118 224L120 226L118 224H116V222H115L116 220L114 219V217L115 218L117 216L121 217L122 215H129V216L131 215V216H133V215H135ZM183 213H185L184 216H183ZM194 213H195V216H194ZM256 213H258L260 215V216H258V219H256L257 218V214ZM13 214H15V215H13ZM141 215H142V218H143V216H145V218L147 216V220L150 221L149 222V221H147L144 218V221H145L144 223L148 222V223H146V226L144 228H143L144 223H143V219L141 218ZM236 215H238V217H237L238 220L235 219L236 220L235 221L233 219V217L236 218ZM250 215H251V217H250ZM179 216H181V218ZM231 216H233V217H231ZM105 217H106V219H105ZM188 217H190V218H188ZM249 217L250 218L253 217V218L250 219ZM4 218H6V219H4ZM12 218L14 219L13 221H12ZM40 218L42 219V221H41ZM149 218H151L152 220L149 219ZM107 219H109V221H110V222L107 221L109 224H106L107 223L106 222ZM139 219L140 220L142 219V221H138ZM173 219H174V222H173ZM180 219H182V220H180ZM225 219H227V222H226ZM231 219H232L233 222H231V221L229 222V220H231ZM246 219L248 221H245ZM260 219H261V221H258ZM39 220H40V222H39ZM113 220H115V221L113 222ZM169 220H171V221L169 222ZM177 220H178V223H177ZM186 220H188V221H186ZM223 220H225V221H223ZM239 220H241V223H240ZM181 221H184V222L181 223ZM2 222H4V223H2ZM8 222H10L9 223L10 226H9V224H7ZM41 222H43L44 224L40 225ZM251 222H253V223H251ZM256 222H257V224H256ZM36 223L39 226H37ZM113 223L115 225H112ZM138 223H139V226L142 224L141 225L142 228H141V226L139 227L137 225ZM170 223L172 225H170ZM2 224H3V228H5V226H6L5 229L2 228ZM147 224H149V225H147ZM153 224H155V225H153ZM185 224H187V225H185ZM43 225H45V227H47V228H44ZM46 225H49L51 227L53 225V227L51 228V227L46 226ZM176 225H178V226H176ZM244 225H245V227H243ZM248 225H252V226L250 227ZM13 226H14V229H11ZM18 226L19 227L22 226V227L19 229ZM57 226L59 228H57ZM114 226H118V227H114ZM113 227L115 228L114 229L115 232L112 231ZM137 227H139V228H137ZM148 227H151V228H148ZM37 228H39V231H38ZM109 228H112V229H109ZM2 229L4 231H2ZM6 229L8 230V232H7ZM42 229L45 232H42ZM142 229H144V230H142ZM165 229H166V231H168L169 229L170 230L168 231V233L167 232L165 233L164 232ZM243 229H245V231ZM36 230L38 232H36ZM50 230H51V233H50ZM52 230H54L55 232L57 231L56 233H58V230L60 232L58 234H55V232L52 231ZM67 230H68V232H67ZM98 230H99V232H98ZM137 230L138 231L140 230V231L138 232ZM171 230H174V231H171ZM241 230H243V232ZM102 231H103V235L104 236L101 234ZM130 231L131 232L134 231V232L130 233ZM142 231H143L144 234H142ZM253 231L255 232V234L251 233ZM41 232L43 233V236H42ZM52 232L54 234H52ZM73 232H74V234L76 236L74 234H71ZM119 232L121 234H119ZM171 232L174 235L173 238H172L173 235L172 234L170 235ZM186 232H187V234H186ZM40 233H41V235H40ZM60 233H61V235H59ZM62 233H65V234H62ZM99 233H100V235H99ZM124 233L126 235V239H125ZM145 233H147V234H145ZM150 233L151 234L154 233L153 236L150 237L148 235ZM155 233H156V235H155ZM116 234H117V237L122 235V234L123 235L120 236L119 238H117ZM128 234H130V236ZM163 234H165V235L167 234L166 238H165V235H163ZM182 234H184V235H182ZM37 235H39V236H37ZM52 235H54V236L58 235L59 238L60 237H62V238L64 237L65 240H60L62 238L59 239L58 237H56V236L54 237ZM134 235L136 237H134ZM141 235L142 236L146 235L145 236L146 238L142 237ZM258 235H260V237ZM261 235H263L262 239H261V237H262ZM8 236H12V238H14L15 241L12 242L13 239L10 240L11 237H8ZM24 236H26V237H24ZM147 236H149L151 239L149 237H147ZM175 236H176V238H175ZM15 237H16V239H15ZM36 237H39L40 239L37 238V240H36ZM53 237L55 238V240H53L54 239ZM132 237H134V238H132ZM3 238H6V239H3ZM17 238H19L18 242H17ZM30 238L35 239V241L33 239H30ZM41 238H42V240H41ZM101 238L102 239H106V241L101 240ZM152 238H153V242H155V244L152 242ZM7 239H9V240H7ZM20 239L22 241H25V242L20 241ZM23 239H25V240H23ZM49 239H51V240H49ZM56 239H58V241ZM75 239H77V240H75ZM80 239H82V240H80ZM91 239H93V242H92ZM167 239H169V240H167ZM2 240H5V242H7V245ZM31 240H32L33 243L31 242ZM90 240H91V243H89ZM146 240H147L149 245L148 244L145 245L147 243ZM242 240H243V242H242ZM9 241L11 243H9ZM43 241H46V244ZM50 241H51L52 244L49 243ZM73 241L74 242L76 241L77 243L75 244ZM157 241H159V243ZM34 242H36V244ZM47 242L49 243V245H48ZM54 242H56V243H54ZM79 242H81L82 244L79 243ZM167 242H168V244H167ZM237 242L238 243L241 242L242 244L244 243V246H242V245L240 246ZM3 243H4V245H3ZM24 243H28V244L26 245ZM94 243H95L96 247H93ZM140 243H141V247H139L140 245H138ZM14 244L15 245L17 244L16 247H15ZM39 244H40V247H41V245H42V247L46 246V245H48V246H46L45 249H43L44 247L40 248ZM79 244H81V245H79ZM85 244H87V246ZM96 244H98V245H96ZM165 244L167 246H165ZM246 244H249V246H247ZM12 245H14V246H12ZM19 245H20V248H18ZM57 245L58 246L60 245V246L58 247ZM100 245H101V247H100ZM103 245H105V246H103ZM159 245H161L162 247L159 246ZM231 245L232 246L234 245L236 247H234V246L232 247ZM237 245H239V247H241L243 249V251ZM252 245L254 247L253 248L254 251L251 250ZM56 246H57V248H56ZM137 246H138V248H137ZM143 246L145 248H143ZM245 246H246V248H245ZM250 246H251V248H249ZM33 247H35V249H33ZM73 247H74L75 250L73 249ZM76 247H78V250H76L77 249ZM88 247H90L91 251H88V250H90ZM92 247L97 252L96 253L94 251V254L96 253L95 255H98L99 259L98 258L94 259L97 256L92 254L93 253L92 252L93 251ZM97 247H99L100 249L97 248ZM159 247H160V249H159ZM165 247H168V248L166 249ZM200 247H202V248H200ZM21 248L23 249V251L22 250L19 251V249H21ZM25 248L27 250H25ZM29 248H30V250L32 249V251L28 250ZM46 248H48V249H46ZM67 248H69V249H67ZM80 248H81V250H79ZM101 248H103L104 251ZM105 248H106V250H105ZM182 248L184 249V251H182L183 250ZM232 248H235V249L232 250ZM236 248H238V250ZM72 249H73V251H72ZM139 249L141 250V253H139L140 252ZM148 249H149V251H148ZM185 249H187V250H185ZM239 249L243 253H240ZM54 250H55V252H54ZM100 250H101V253L103 254V256L99 252ZM27 251H29V252H27ZM229 251H230V253H229ZM236 251H238L239 254ZM48 252H51V253H49L51 255H49ZM65 252H66V254H64ZM88 252H90V253H88ZM142 252H144V253H142ZM199 252H200V258H199ZM231 252L233 254H231ZM244 252L247 253V255ZM249 252H250L251 257L253 256L251 259H250L249 254H248ZM251 252H253V253L255 252V253L252 255ZM8 253L9 254L11 253V254L9 255ZM53 253L56 254L55 257H53L54 256ZM86 253L90 255V256L89 255L87 256L88 259L86 258V255H85ZM110 253H112L113 255L115 254L114 256H116V257L118 255V258L114 257ZM145 253L146 254L148 253V254L144 256ZM164 253H167V255L165 254V257L163 258ZM206 253H208V254H206ZM29 254H31V255H29ZM242 254H244V255L242 256ZM57 255H59V256H57ZM63 255H65V256H63ZM122 255H124V257ZM195 255L197 257H195ZM203 255H204V257H203ZM238 255H241L244 259H242V257L238 256ZM245 255L247 256V258H245ZM15 256L16 257L18 256V259H16ZM19 256L22 257V258H20ZM29 256H31V257H29ZM50 256H52V257L50 258ZM60 256H62V257H60ZM83 256H84V258H83ZM140 256H142V258ZM233 256L234 257L236 256L238 258H236V257L234 258ZM5 257H6V259H5ZM23 257H24V259H23ZM64 257L66 259H68V261ZM19 258H20V260H22L21 261L22 263L20 262ZM52 258H53L54 261H52ZM60 258H62V259H60ZM108 258H110V259H108ZM115 258L117 260L118 259L119 260L122 259V260L121 261H119V260L117 261ZM59 259H60V261L64 260V262L63 261H61L62 263L59 262ZM73 259H75V260H73ZM123 259H124V261H123ZM7 260L9 261V263H8ZM17 260H19V263H18ZM109 260H111V261H109ZM250 260H252V262ZM259 260L262 261L263 263L260 262ZM3 261H6V262L4 263ZM24 262H26V263H24ZM109 262H111V263H109ZM118 262H120V263H118ZM69 263H67V264H69Z\"/></svg>","mask_w":264,"mask_h":264},{"label":"bare ground","instance_id":"obj_2","mask_svg":"<svg viewBox=\"0 0 264 264\" xmlns=\"http://www.w3.org/2000/svg\"><path fill=\"white\" fill-rule=\"evenodd\" d=\"M126 1H127V0H126ZM136 1H138V0H136ZM136 1H135V3H136ZM141 1H142V0H141ZM146 1H147V0H146ZM165 1H166V0H165ZM172 1H173V0H172ZM172 1H171V2H172ZM211 1H212V3H213L214 0H211ZM255 1H256V0H255ZM16 2H17V1H16ZM93 2H94V1H93ZM97 2H98V1H97ZM112 2H114V0H112ZM112 2H110V3L114 5V3H112ZM138 2H139V1H138ZM142 2L144 3V1H142ZM142 2H141V3H142ZM159 2H160V1H159ZM175 2H176V0H175ZM257 2H258V1H257ZM259 2H260V0H259ZM17 3H18V2H17ZM23 3L25 4V2H22V4H21V8H19V6H18V9H22V10H23V9H24V6L27 5V8L30 10V8L28 7V5H29L30 2H27V4H25V5H24ZM46 3H47V2H44L43 7H42L43 9H41L40 12H37V15H38V16H40V15H39L40 13H47V16L49 15L47 11H49V8H50L51 5H50L49 2H48L47 4H48L49 6L47 5V7H48V8H47L46 5H45ZM135 3H133V5H134ZM149 3H150V2H149ZM210 3H211V2H210ZM214 3H215V1H214ZM223 3H224V2H223ZM237 3H238V2H235V4H237ZM240 3H241V1H240ZM252 3H253V0H252ZM261 3H262V2H261ZM18 4H19V3H18ZM32 4H33V3H31L30 6H31ZM99 4H100V2H99ZM111 4H110V6H111ZM117 4H119V3H117ZM120 4H121V2H120ZM126 4H128V3H126ZM146 4H148V3L146 2ZM146 4H145V5H146ZM151 4H152V3H151ZM151 4H150V5H151ZM168 4H171V3L168 2ZM176 4H177V3H176ZM235 4H234V5H235ZM259 4H260V3H259ZM259 4H258V6H259ZM22 5H23V6H22ZM35 5H36V3H34V5L32 6V12H33V10H34L35 8L38 10V6H39V5H40V7L42 6L41 4H38V5H36V6H35ZM96 5H97V4H96ZM108 5H109V3H108ZM121 5H122V4H121ZM145 5H143V6H145ZM148 5H149V4H148ZM247 5H248V4H247ZM254 5H256V4L254 3ZM260 5H261V4H260ZM262 5H263V3H262ZM54 6H55V7H54ZM54 6H53V7L51 6V8H52V9L54 8L55 10L57 9V11H58L59 8L56 7L57 5H54ZM129 6H130V5H129ZM143 6H142V7H143ZM151 6H152V5H151ZM172 6H173V5H172ZM248 6H252V7H254L253 5H248ZM16 7H17V5H16ZM22 7H23V8H22ZM34 7H35V8H34ZM40 7H39V10H40ZM104 7H105V6H104ZM118 7H119V5H118ZM238 7H240V6H238ZM243 7H245V4H244V6H242L241 8H243ZM255 7H257V5H256ZM13 8H14V6H13ZM51 8H50V11H49L50 14H51V17H50V18H53L54 15H53L52 12H51ZM84 8H85V7H84ZM98 8H99V6H98L96 9L98 10ZM100 8H103L102 5H101ZM105 8H106V7H105ZM109 8H110V7H109ZM120 8H122V7H120ZM131 8L133 9V7H130V8L128 7V9H129V12H128V13H123V11H122L121 9H119V11H118L117 7H116V10H115V11H112V10H111V11L109 12V11H107L106 9H105V10H106V12H109V13L107 14V18H108L110 21H111V20H113V21L115 20V22H117V20H118V22H119V20H122V21L124 20V21H125V28H126V25L128 24V21H129V20L132 21L133 19H135V18L137 17V16L135 15V13L130 12V9H131ZM135 8H136V5H135ZM147 8H148V7H147ZM149 8L152 9V7H150V6H149ZM173 8H174V6L171 7V10H173ZM176 8H177V7H176ZM176 8H175V9H176ZM236 8H237V6H236ZM259 8H260V7H259ZM36 9H35V12H36ZM44 9H47V10H45V12H44ZM90 9H91V8H90ZM107 9H108V6H107ZM114 9H115V8H114ZM128 9H127V7H126V10H128ZM144 9H145V8H144ZM166 9H167V7H166ZM168 9H170V7H169ZM178 9H179V7L177 8V10H178ZM256 9H257V8H256ZM7 10H8V9H7ZM13 10H14V11H13ZM24 10H27L26 7H25ZM55 10H52V11H54V14H55V12H56V14H58L57 11H55ZM87 10H89V9H87ZM92 10H93V8H92ZM105 10H103V11L105 12ZM124 10H125V9H124ZM147 10H148V9H147ZM153 10H154V9H153ZM184 10H186V8H185ZM184 10H183V12H184ZM228 10H229V9H228ZM228 10H227V12H229ZM232 10H233V9H232ZM257 10H258V9H257ZM262 10H263V9H262ZM10 11H11V8L9 9L8 12L10 13ZM16 11H17V10H16ZM27 11H28V10H27ZM120 11H122V12H120ZM148 11H149V13H150V10H148ZM163 11H164V10H163ZM222 11H224V10H222ZM243 11H245V10H243ZM3 12H4V11H3ZM35 12H34V14H35ZM101 12H102V11H101ZM125 12H126V11H125ZM164 12H165V11H164ZM187 12H188V11H187ZM219 12H221V11H219ZM233 12H234V13H233ZM233 12H232V15L235 14V11H234V10H233ZM257 12H259V11H257ZM14 13H15V9H12V15H13ZM16 13H17V12H16ZM16 13H15V17H16ZM86 13H88V12H86ZM98 13H99V11H98ZM143 13H144V12H143ZM146 13H148V12L146 11ZM166 13H167V12H166ZM170 13H173V11L170 12V10H169V11H168V15H169ZM224 13H225V12H224ZM230 13H231V12H230ZM260 13H261V10H260ZM260 13H259V14H260ZM1 14H2V11H1ZM19 14H20V12H19ZM30 14H31V13H30ZM56 14H55V16H56ZM89 14H90V11H89ZM89 14H88V15H89ZM100 14H101V13H100ZM105 14H106V13H104V15H105ZM159 14H160V12H159ZM246 14H247V13H246ZM256 14H257V13H256ZM259 14H258V15H259ZM17 15H18V14H17ZM21 15H24V17L22 16V17H23V18H22ZM21 15H20V16L18 15V16L21 17L22 20L25 19V20L28 21V19L25 17V15H27V12L24 13V14H21ZM28 15H29V12H28ZM80 15H81V14H80ZM140 15L143 16V15H142V12L140 13ZM144 15H145V14H144ZM150 15H151V17H153V12H152V14L150 13ZM160 15H161V14H160ZM166 15H167V14H166ZM170 15H171V14H170ZM184 15H185V17H186V13H185ZM184 15H183V16H184ZM187 15H188V14H187ZM223 15H224V14H223ZM225 15H227V14H225ZM260 15H262V13H261ZM18 16L16 17V19H17V18L19 19ZM30 16H31V15H30ZM52 16H53V17H52ZM82 16H84V13H82L81 17H80V16L78 17V18H79V22H80V20L83 21V22L85 21V20H83V17H82ZM93 16H94V14H93ZM96 16H97V14H96ZM147 16H148V14H147ZM157 16H158V14L156 15V17H157ZM173 16H174V15H173ZM233 16H234V15H233ZM233 16H231V17H233ZM235 16H236V15H235ZM237 16H238V14H237ZM253 16H256V15H253ZM35 17H36V15H35ZM48 17H49V16H48ZM58 17H59V14H58ZM60 17H61V16H60ZM86 17H87V16H86ZM98 17H99V16H98ZM101 17H102V15H101ZM145 17H146V15H145ZM166 17H167V16H166ZM166 17H165V18H166ZM171 17H172V16H171ZM180 17H181V16H180ZM221 17H223V16H221ZM231 17H230V18H231ZM238 17H239V16H238ZM238 17H235V18L238 19ZM245 17H246V16H245ZM259 17H260V16H259ZM259 17H258V19H259ZM263 17H264V15H263ZM38 18H39V17H38ZM38 18H37V20H38ZM40 18H42V17H40ZM43 18H44V17H43ZM45 18H46V17H45ZM62 18L65 20L64 17H62ZM62 18H59V21H60V19L62 20ZM80 18H81V19H80ZM107 18H106V21H107ZM139 18L142 19V17H139ZM165 18H164V19H165ZM168 18H170V17H168ZM224 18H226V17H223V19H224ZM230 18L228 17V22H229V20H230V22L232 21V19H230ZM243 18H244V17H243ZM261 18H262V17H261ZM261 18H260V19H261ZM5 19H6V18H5ZM33 19H34V17H33ZM54 19H55V18H54ZM54 19H53V20H54ZM84 19H85V17H84ZM94 19H97V18L95 17ZM102 19H103V18H102ZM148 19H149V17H148ZM157 19H158V17H157ZM159 19H160V17H159ZM188 19H189V17H188ZM237 19H235V20H237ZM251 19H252V18H251ZM251 19H249L248 21H250ZM262 19H263V18H262ZM0 20H3V19L1 18ZM35 20H36V19H35ZM35 20H34V21H35ZM41 20H42V19H41ZM48 20H49V19H48ZM48 20H47V18H46V21H47V22H48ZM55 20H56V19H55ZM55 20H54V23H55ZM64 20H63V21H64ZM138 20H139V19H138ZM149 20H151V18H150ZM160 20H161V19H160ZM160 20H159V21H160ZM167 20H168V19H167ZM173 20H175V19H173ZM225 20H227V18H226ZM240 20H241V18H240ZM253 20H254V19H253ZM7 21H8V19H7ZM68 21H69V20H68ZM101 21H103V20H101ZM126 21H127V22H126ZM130 21H129V23L131 24ZM153 21H154V20H153ZM155 21H156V18H155ZM161 21H162V20H161ZM220 21H221V18H220ZM256 21H257V18H256ZM12 22H14V21H12ZM12 22H11V25H12ZM21 22H22V21H21ZM42 22H43V21H42ZM44 22H45V21H44ZM51 22H52V20H51ZM66 22H67V20H66ZM66 22H65V24H66ZM79 22H78V25H80ZM83 22H81V24H82ZM85 22H86V21H85ZM98 22H99V21L97 20V24H98ZM104 22H105V19H104L103 23H104ZM111 22H112V21H111ZM132 22H133V21H132ZM138 22H139V21H137L136 23H138ZM226 22H227V21H226ZM230 22H229V24H230ZM252 22H254V21H252ZM4 23H5V22H4ZM30 23H33V24H34L33 21H29V24H30ZM52 23H53V22H52ZM57 23H58V20H57ZM122 23H123V22H122ZM139 23H140V22H139ZM162 23L165 24L166 22L164 23V20H163ZM2 24H3V23H2ZM7 24H8V23H7ZM15 24H16V26H17V23H16V22H15ZM15 24H13V25L15 26ZM42 24H43V23H42ZM45 24H46V22H45ZM59 24H60V23H59ZM74 24H75V23H74ZM76 24H77V22H76ZM83 24H84V23H83ZM94 24H95V23H94ZM107 24L109 25V22H108ZM111 24H112V23H111ZM117 24H118V23H116L115 25H117ZM140 24H141V23H140ZM144 24H145V28H146L147 25H146V23H144ZM155 24H156V22H155ZM175 24H176V23H175ZM219 24H220V27H221V23H219ZM226 24H227V23H226ZM30 25H31V24H30ZM30 25H29V26H30ZM36 25H37V22H36ZM36 25H35V26H36ZM38 25H39V22H38ZM49 25H50V24H49ZM52 25H53V24H52ZM54 25H55V24H54ZM54 25H53V27H54ZM78 25H77V26H78ZM85 25H86V24H85ZM115 25H114V28H115ZM134 25H135V26H138V25L135 24V23H134ZM141 25H142V24H141ZM141 25H140V26H141ZM150 25H151V27H150ZM158 25H159V23H158ZM158 25H156V27L153 25V26H154V29H153V28H152V24H148V26L151 28V30L153 31V34H154L155 36H161V35H162V32H164V30H165V28H166V26H165L164 29L161 30V31H162V32H161V31H159V30H160L159 27H158V30H157V26H158ZM165 25H166V24H165ZM170 25H171V24L169 23V27H170ZM177 25H179L178 22H177ZM239 25H240V24H239ZM16 26H15V27H16ZM21 26H23V23H22ZM26 26H27V24H26ZM40 26L42 27V25H40ZM43 26H44V24H43ZM56 26H57V24H56ZM60 26H62V25H60ZM60 26H59V27H60ZM64 26H65V25H64ZM64 26H63V29H66V28H64ZM66 26H67V25H66ZM70 26H72V24H70ZM91 26H94V25H91ZM96 26H97V25H96ZM96 26H94V30H95V27H96ZM103 26H104V25H103ZM103 26H102V27H103ZM51 27H52V26L50 25V29H51ZM57 27H58V26H57ZM57 27H56V28H57ZM75 27H76V26H75ZM82 27H84V25H82ZM82 27H80V28L82 29ZM100 27H101V26H100ZM112 27H113V25H112ZM119 27H120V26H119ZM132 27H133V25H131L130 28H132ZM142 27H143V26H142ZM167 27H168V26H167ZM173 27H174V25H173ZM173 27H170V28H171V31H172V33H173V35H174V32H173V31L175 30V27H174V30H173ZM180 27H181V26H180ZM217 27H219V26H217ZM17 28H18V27H17ZM31 28H33V26H30V29L28 28V30H29V31H32V34L34 35L33 30H31ZM39 28H40V27H39ZM47 28H49L48 24H47ZM71 28H72V27H71ZM128 28H129V25H128V27L124 30V32H123L124 34H122V24H121V31L119 32V34L121 33L122 35H124L123 38L121 37L122 35H120V38H122V39H118V37L116 36V37H114V40H112V41L110 40L108 43H106V40H108V39H106V40H104V41H105L104 44L106 43L105 46H104V45H103V46H100V45H102V42L100 41V42H101L100 45H99L100 47H98V49H99L100 51L103 49L102 52H103V51L106 52V51H105V49H106V50H108V51L110 52V55H111L112 57H118V56H121V58L123 59V63H124V64H123V67H122V65H121L122 69L120 70V74H119V72H118V68H119L120 66H118L117 70H114L115 72H116V71L118 72V76L120 75L119 77H117V76L115 75L116 78H117V81H116V78H115L113 75H110L109 73H107V74L109 75V77H112V76H113V77L115 78V80H113L114 78L111 79L112 82L115 81V82L112 83V84L114 85L115 92L113 91V87H112L113 85H112V86H111V85L108 86V88L106 87V84H107L108 82H110V81L106 82V84L103 83V87H104V85H105V88H102V87H101V86H102V85H101L102 82H100V86H99V87L102 88V89H106V90H105V91H106V94H109V93H107V92H109V91H108L109 87L112 88V94H113L112 97H113L114 102H113V100H110V101L113 102L114 106H113V104H110V105H112V106L114 107V108H113V107H112V108L114 109L115 112L112 111V110H111V112L115 113L116 115H114V116H116V119H119L120 122H121L120 130L118 129L119 126L117 127L116 124H115L116 126L114 127L115 129H114V128H113V129H114V130L118 129L117 132H118V131H121V135H122V136H120V135H119V136H120V138H122V139L125 140V143H126V141H130V142L132 143V145H130V146H133V145L135 146V147H131V148H136V150L142 152L141 149H145V148H147V149H149V148H154V149H155V148L157 147V145H160V144H158V143H159V141H161L163 138L160 139V140H158V137H159V134H160V133L158 134L157 128H155V126L149 127V125H146V124H145V122H144V120H143V117H141V116L138 114L140 108L137 106L136 101L132 98V96L130 97V95H129V97H128L127 94H125L126 91L123 92V89H122L121 87H120V88H121V89H120L119 86H118V82H120V81L118 80V78H121V82L125 81V78H127L128 74H130V72H129L130 69L133 68L132 66L137 67L138 71L135 69V70H136V73H135V74H132L133 76H132V78H130V80H129V82H130V86L132 87L131 90H133V88H134V90L136 89V90L138 91L137 94H138L139 97H138V96H137V97H138V98H141V99H142V102L144 101L143 98H145V97H146V98H147V97H151L152 100L155 99L156 101L158 100V102H159V100H161V103H160V104H162V103H163V99L167 98L168 100H172V101H175V102H176V103H175V104H176V105H175V108H177V110H180V112L182 111V113L185 112V113H187V114H188V113H189V114H190V113H198V114H199L200 112L204 111L207 107L210 108L211 105H210V106L208 105V103L210 102V100H209V102L207 103V95H206V91H205L206 88L204 89V87H203L204 85H203V86H201V85L199 86V82H198V81H197L198 85H193V84L191 85V83H190V81H189V80L191 79V77H192V73H193V69H194V67H192V64H194V61L192 60L191 50H189V48L186 47V46H188V45H190V44H189V43H186L185 40H184V38L182 39V41H183V44H185V43L187 44L186 46L179 45L180 43H179V44L169 43V42L164 43V42H162V40H161V41H156L157 39L155 38V40H154V39H153L154 37H153L152 35H150V38L152 37V40H149V41H143V39H142V42H131V41H129V37H130L132 34H133V36L136 34V37H137V35L139 36V34H137V33H138V32H137L138 30L136 31V30L128 29ZM155 28H156V30H155ZM177 28H178V27L176 26V30H177ZM256 28H257V27H256ZM256 28H255V29H256ZM15 29H16V28H15ZM52 29H53V28H52ZM87 29H88V27H87ZM92 29H93V28H92ZM96 29H97V28H96ZM98 29H99V27H98ZM119 29H120V28H119ZM135 29H136V28H135ZM146 29L148 30L149 28H146ZM202 29H203V28H202ZM202 29H201V31H202ZM233 29H236V27H234ZM250 29H251V28H250ZM262 29H263L262 32L264 33V27H263ZM19 30H20V29H19ZM37 30H38V32H39V31H42L43 29L41 28L40 30H39V29H37ZM45 30H46V27H45ZM56 30H57V31H56ZM56 30H55V27H54V31L58 32V28H57ZM83 30H86V29L83 28L82 31H83ZM89 30H90V29H89ZM107 30H109V29H107ZM183 30H185V29L182 28V30H181L182 33H183ZM34 31H35V30H34ZM61 31H62V28H61ZM61 31H60V32H61ZM68 31H69V30H68ZM70 31H71V30H70ZM78 31H79V29H78ZM82 31H80L79 33H77V35H78V34L81 35V32H82ZM117 31H118V30H116V32H117ZM143 31H144V30H143ZM152 31H151V33H152ZM166 31H167V28H166L165 32H166ZM171 31H170V32H171ZM181 31H180V33H181ZM226 31H227V30H226ZM233 31H234V30H233ZM242 31H244V30H242ZM242 31H239V32L242 33V34H244ZM47 32L50 33L49 30H48ZM74 32H75V36H74V37H76V36H77V35H76V32H77V31H74V30H73V33H74ZM105 32H107L106 29H105ZM110 32H111V31H110ZM145 32H147V31H145ZM165 32H164V33H165ZM170 32H169V35H168V36H170V35L172 34V33L170 34ZM231 32H232V31H231ZM249 32H250V31H249ZM249 32H248V33H249ZM252 32H253V30H252ZM260 32H261V30H260ZM30 33H31V32H30ZM41 33H42V32H40V34H41ZM64 33H65V32H64ZM71 33H72V31L70 32V34H71ZM83 33L85 34L84 31H83ZM83 33H82V34H83ZM166 33L168 34V32H166ZM240 33H238V34H240ZM17 34H18V33H17ZM22 34H23V32H22ZM26 34H27V33H26ZM35 34H36V33H35ZM42 34H43V33H42ZM55 34H57V33H55ZM62 34H63V31H62ZM68 34H69V33H68ZM113 34H115V32H114ZM141 34H142V32H141ZM141 34H140V36H141ZM224 34H225V33H224ZM251 34H254V33H251ZM28 35H31V34H28ZM33 35L31 36V38H30V36H29L28 38H30L31 40H33V41L36 42V40H37L36 37H37V36L34 35V38L36 39V40H35V39L33 38ZM51 35H52V33H51ZM60 35H61V33H60ZM87 35H88V34H87ZM110 35H112V34H110ZM182 35L184 36L185 34L183 33ZM182 35H181V38H182ZM187 35H188V34H187ZM259 35H260V34H259ZM24 36H25V35H24ZM41 36H42V35H40V37H41ZM43 36H45V33H44ZM46 36H47V35H46ZM118 36H119V35H118ZM168 36H167V38H168ZM178 36H179V35H178ZM227 36H228V34H227ZM56 37H57V36H56ZM58 37H59V36H58ZM62 37H63V35H62ZM72 37H73V35H72ZM88 37H89V36H88ZM112 37H113V36H112ZM142 37H143V36H142ZM163 37H166L165 34L163 35ZM173 37H175V35H174ZM251 37H253V36H251ZM28 38H27V39H28ZM32 38H33V39H32ZM44 38L46 39L47 37H44ZM44 38H43V39H44ZM49 38H50V37H49ZM59 38H60V37H59ZM68 38H69V37H68ZM115 38H116V39H115ZM134 38H135V36H134ZM148 38H149V37H148ZM148 38H147V39H148ZM185 38H186V35H185ZM226 38H227V37H226ZM243 38H244V37H243ZM27 39L25 38V40H27ZM43 39L40 40V41H42V43H43ZM51 39H52V37H51ZM56 39H57V38H56ZM63 39H65V36H64ZM63 39L61 38L62 41H64ZM66 39H67V37H66ZM71 39H72V38H71ZM145 39H146V37H145ZM161 39H162V38H161ZM175 39H176V38H175ZM175 39H173V40L175 41ZM245 39H246V38H245ZM248 39H249V38H248ZM25 40H24V41H25ZM49 40H50V39H49ZM73 40H74V39H73ZM101 40H103V39H101ZM258 40H259V39H258ZM33 41H32V42H33ZM47 41H48V40H47ZM52 41H53V39H52ZM52 41H51V42H52ZM58 41H59V40H58ZM86 41H87V40H86ZM178 41H179V40H178ZM247 41H248V40H247ZM249 41H250V39H249ZM0 42H1L0 45H2V46H1V48H2L4 45H3V43H2L1 40H0ZM28 42H29V40H27V43H28ZM38 42H39V41H38ZM48 42H49V41H48ZM67 42L70 43L71 40H69V41L67 40ZM79 42H80V40H79ZM84 42H85V41H84ZM88 42H89V41H88ZM93 42H96V41L93 40ZM171 42H172V40H171ZM176 42H177V40H176ZM257 42H258V44H259L260 41H257V37H255V35H254V39H253L252 44H251V42H250L251 45H254L253 48L250 49L251 52H252L253 49L255 48V45H256ZM23 43L25 44V42H23ZM30 43H31V41H30ZM30 43H29V44H30ZM36 43H37V42H36ZM54 43H56V41H55ZM54 43H53V44H54ZM57 43H58V42H57ZM60 43H61V42H60ZM68 43H67V44H68ZM75 43H76V42H75ZM89 43H90V42H89ZM97 43H99V40H98ZM181 43H182V42H181ZM232 43H233V41H232ZM16 44H17V43H16ZM20 44H21V43H20ZM31 44H33V43H31ZM43 44H44V43H43ZM62 44H63V43H62ZM64 44H65V43H64ZM76 44H77V43H76ZM246 44H247V42H246ZM13 45H14V42H13ZM18 45H19V43L17 44V46H18ZM37 45H38V44H37ZM45 45H46V47H45ZM55 45H57V44H55ZM69 45H70V44H69ZM95 45H96V44H95ZM11 46H12V45H11ZM22 46H23V45L21 44V47H18V48H20V50H21V48H23ZM30 46H31V45H30ZM40 46H41V45L39 44V45H38V48L43 49V48L40 47ZM48 46H49V45H48L47 43L44 44L43 47H45V48H44V49H45V52H47L46 48H47ZM58 46H59V44L57 45V47H58ZM60 46H61V45H60ZM80 46H81V45H80ZM80 46H79V47H80ZM4 47H5V46H4ZM49 47H50V46H49ZM62 47H63V46H61V48H62ZM64 47H65V45H64ZM67 47H68V45H67ZM75 47H76V45H75ZM79 47H78V45H77L76 49L79 48ZM83 47H84V46H83ZM93 47H94V45H93ZM190 47H192V46H190ZM241 47H242V46H241ZM1 48H0V50H1L0 52H1V53H2V52L5 53V50H4V49H6V47H5L4 49H3V48L1 49ZM8 48H9V49H8ZM12 48H13V47H12ZM16 48H17V47L15 46V49H16ZM27 48H28V50H29L28 52H29L30 54H32V52H31L30 49L34 48V46H33V47H32V46H31V47H28V46H27ZM35 48H37V47H35ZM35 48L33 49V51L35 50ZM53 48H54V47H52V49H53ZM73 48H74V47H73ZM91 48H92V47H91ZM104 48H105V49H104ZM7 49H8L7 51H9L10 54L7 55V53H6L5 55H6V58L9 57L7 60L11 59V61H10V62H9V61H6V60H5V57H4V54L2 53V54H3V56H2L1 53H0V55H1V56H0V61H1V57H3V59H2V60H3V63H4V60H5V62H6V65H5V64H2V62H1V68H0L1 70H2V68L4 67V65L7 66V64H8V68H9V67H10L9 65H11V63L14 64L13 60H15V59H13V58L11 57L12 55H13V57H14V53L11 55L10 47H7ZM15 49L13 48V50H12V49H11V50L14 51ZM44 49H43V52H44ZM84 49L86 50L85 47H84ZM87 49H88V48H87ZM92 49H93V51H94V48H92ZM98 49H97V50H98ZM191 49H192V48H191ZM193 49H194V48H193ZM237 49H238V48H237ZM20 50L17 49L15 52L20 51ZM22 50H23V49H22ZM50 50H51V49H50ZM53 50H54V49H53ZM80 50H81V49H80ZM99 50H98V51H99ZM241 50H242V49H241ZM250 50H248L249 53L247 52V54H250ZM35 51H36V50H35ZM35 51H34V52H35ZM48 51H49V48H48ZM54 51H55V50H54ZM61 51H63V50L61 49ZM75 51H76V50H75ZM194 51H196V50H193V51H192V54H193ZM34 52H33V54H34ZM52 52H53V51H52ZM95 52H96V46H95ZM56 53H57V52H56ZM59 53L61 54V52H59ZM82 53H83V52H82ZM89 53H91V52H89ZM20 54H21V52H20ZM25 54L27 55V52H26V53L24 52V55H25ZM30 54H29V57H30ZM54 54H55V53H54ZM94 54L96 55V53H94ZM107 54H108V53H107ZM107 54H106V57H107ZM243 54H244V52H243ZM247 54L244 55V56H247ZM10 55H11V56H10ZM76 55H77V53H76ZM85 55H86V53H85ZM197 55L199 56V54H197ZM235 55H236V54H235ZM18 56H19V54H18L17 56H15V57L17 58ZM47 56H48V55H47ZM55 56H57V55H55ZM81 56H82V54H81ZM193 56H194V55H193ZM23 57H25V56H23ZM23 57H21V58H23ZM29 57L26 56V60H27V61L30 60ZM51 57H52V56H51ZM75 57H76V56H75ZM106 57H105V58H106ZM112 57H109V54H108V57H107V58H111V60H112V59H115V58H112ZM241 57H242V56H241ZM72 58L74 59V56H73ZM98 58H99V56H98ZM121 58L119 59V61L121 60ZM63 59H64V58H63ZM65 59H66V58H65ZM65 59H64V61H65ZM85 59H86V58H85ZM100 59H101V57H100ZM242 59H243V57H242ZM18 60H19V59H18ZM26 60L24 59V62H26ZM53 60H54V59H53ZM53 60H52V61H53ZM67 60H68V59H67ZM109 60H110V59H109ZM111 60H110V61H111ZM116 60H117V58H116ZM116 60H115V62H116ZM20 61H21V60H20ZM20 61H19V65H18L19 70H18V68H17V65H16V68H14L13 70L17 69V71H20V70L23 69V72H24V70H25L26 68L24 69L25 66H24V64H22V63H21V66H24V67H22V69L20 68ZM70 61H71V59H70ZM74 61H77V59L74 60ZM79 61H80V60H79ZM81 61H82V60H81ZM95 61H96V60H95ZM98 61H99L100 64L103 63V61H101V60H98ZM105 61H106V62H105ZM192 61H193V63H192ZM15 62H16V60H15ZM29 62H30V61H28V63H29ZM60 62H61V61H60ZM82 62H83V64L85 63V61H82ZM88 62H89V60H88ZM107 62H108V61H107L106 59H104L105 66L108 68L107 65H108L109 63L106 64ZM117 62H118V61H117ZM121 62H122V60H121ZM26 63H27V62H26ZM74 63H75V62H74ZM58 64H59V63H58ZM72 64H73V62H72ZM91 64H92V63H90V67H91ZM100 64H99L97 67H99ZM111 64H112V63H110V66H111ZM197 64H198V60H197ZM27 65H28V64H27ZM76 65H77V64H76ZM78 65H79V64H78ZM86 65H87V64H86ZM88 65H89V63H88ZM88 65H87V66H88ZM96 65H97V64H95V68H96ZM101 65H102V64H101ZM118 65H119V63H118ZM194 65H196V63H195ZM2 66H3V67H2ZM12 66H15V64L12 65ZM12 66H11V68H12ZM28 66H29V65H28ZM57 66H58V65H57ZM57 66H56V64H55V67H57ZM66 66H67V65H66ZM74 66H75V64H74ZM82 67H83V66H81V68H82ZM92 67H93V65H92ZM103 67H104V66H103ZM106 67H105V68H106ZM135 67H134V68H135ZM11 68H10V70H12ZM59 68H60V66H59ZM62 68H63V65H62ZM71 68H73V67H71ZM86 68H87V67H86ZM86 68H85V69H86ZM105 68H104V70H102L103 72L105 71ZM107 68H106V69H107ZM197 68H198V67L196 66V69H197ZM27 69H28V68H27ZM63 69H64V68H63ZM73 69H74V68H73ZM82 69H83V68H82ZM82 69H80V70H82ZM101 69H102V68H101ZM196 69H195V71H196ZM10 70H9V71H10ZM13 70L10 71V72H12V74H13V73L15 74L16 72H15V71L13 72ZM65 70H68V71H69V65H68V69H66V67H65ZM99 70H100V68H99ZM201 70H202V69H201ZM257 70H258V69H257ZM261 70H262V69H261ZM6 71H8V70H6ZM26 71H27V70H26ZM88 71H89V69H88ZM94 71H95V70H94ZM132 71H133V69H132ZM197 71H198V70H197ZM259 71H260V69H259ZM10 72H9L8 74H9L10 77H11V73H10ZM72 72L74 73V71H72ZM81 72H82V71H81ZM84 72H85V73H88V72H86L85 70H84ZM96 72H99V71H96ZM96 72H94L95 75H96ZM100 72H101V70H100ZM221 72H222V71H221ZM0 73H2V71H0ZM26 73H27V72H26ZM73 73H72L70 76H72ZM79 73H80V71H79ZM90 73H93V72H90ZM101 73H102V72H101ZM112 73H113V74H117V73H114V72H112ZM112 73H111V74H112ZM201 73H202V72H201ZM3 74H7V72H5V73H3ZM8 74H7V76H9ZM14 74H13V76H14ZM22 74H23V73H22ZM75 74H76V73H75ZM102 74H103V73H102ZM107 74H106V75H107ZM204 74H205V69H204ZM219 74H220V76H221V73H219ZM16 75H17L18 78L16 77ZM20 75H21L20 72H19V76H18V74H15V76H14V78L16 77V79H14L15 81L13 80V78H11V79H9L10 81L8 80V82H10V84H11V83L13 84L12 81H14L15 84H17V86H18V83H19V82H17V81H19V78L22 77V76H20ZM25 75H26V74H25ZM32 75H33V74H32ZM54 75H55V74H54ZM80 75H82V74L80 73ZM80 75H79V77H80ZM84 75H85V74H84ZM84 75H83V76H84ZM99 75H100V73H99ZM106 75H105V76H106ZM198 75H200V73H198ZM201 75H203V74H201ZM222 75H223V74H222ZM231 75H232V73H231ZM231 75H230V77H231ZM13 76H12V77H13ZM23 76H24V75H23ZM30 76H31V74H30ZM66 76H67V74H66ZM83 76H82V79L75 80L76 82L74 81L73 89L76 88V87H75V86H76V85H75L76 83L79 84V83H81V82H84V81H83V79H84ZM86 76H87V75H86ZM86 76H85V79H86ZM92 76H93V75H92ZM92 76L90 77V78H92V82H91V80L88 81V83H89V87H90V84H91V83L93 84V83L95 82V81H93V77H92ZM27 77H28V76H27ZM57 77H58V76H57ZM77 77H78V74H77ZM88 77H89V75H88ZM98 77H99V76H98ZM196 77H197V75L195 76V78H196ZM203 77H204V79H205V76H203ZM203 77L201 76V78H203ZM207 77H208V76H207ZM7 78H9V77H7ZM23 78H24V77H22V79H23ZM31 78H32V76H31ZM59 78H60V77H59ZM62 78H63V77H62ZM94 78H95V76H94ZM32 79H33V78H32ZM32 79H29V81L32 80ZM16 80H17V81H16ZM20 80H21V79H20ZM27 80H28V79H27ZM27 80H26V78H24L23 83L26 82ZM46 80H47V79H46ZM49 80H51V77H49ZM96 80H97V79H96ZM98 80H99V79H98ZM107 80H108V78H107ZM200 80H201V79H200ZM53 81H54V79H53ZM67 81H68V80H67ZM105 81H106V80H105ZM105 81H104V82H105ZM193 81H194V80H193ZM203 81H204V80H203ZM205 81H206V80H205ZM231 81H232V79H231ZM6 82H7V81H6ZM16 82H17V83H16ZM21 82H22V80H21ZM62 82H63V81H59V80H58V83L56 82L55 84H54V83L52 84V86H51V92L48 90V91H49V94H50V93H51V95H52V94H56L57 97L59 98V103H56V104H54V105L51 106V107L48 106V107H50V111L52 112L53 117H55L56 119H57V118H58V119H61L60 117L64 116L65 114H67V113H68V114H72V112H74V111H73V107H71L72 104H71V106L69 107V106H67V104H65V102H64V101L67 99V100H66V103H67L68 100H69V98H66L65 100H63V99L61 100L62 96H61L60 94H61V92H62V87H63V86H62ZM121 82H120V83H121ZM63 83H67V82L65 81V82H63ZM200 83H201V81H200ZM232 83H233V82H232ZM12 84H11V86H12V88H13V92L10 93V94H9V93L7 94V92H5V97H4V99L7 97V101H8L9 98H8L7 95L11 96L10 99H9V103H10V102L13 103V102H14V101H13L14 98L19 96L18 93H17V95H16V91H15L16 88H15V90H14V87H13V86H15V85H14V84L12 85ZM78 84H77V85H78ZM86 84H87V82H86ZM95 84H96V82H95ZM110 84H111V82H110ZM203 84H204V83H203ZM25 85H26V84H25ZM57 85H58V86H57ZM63 85L65 86V84H63ZM66 85H67V84H66ZM72 85H73V83H72ZM82 85H83V84H82ZM108 85H109V83H108ZM120 85H121V84H120ZM233 85H234V83H233ZM242 85H243V84H242ZM4 86H5V85H4ZM11 86H10V87H11ZM69 86H70V85H69ZM87 86H88V85H87ZM87 86H86V87H87ZM205 86H206V84H205ZM207 86H208V84H207ZM7 87H9V85H8ZM15 87H16V86H15ZM25 87H26V86H25ZM27 87H28V86H27ZM44 87H45V86H44ZM67 87H68V86H67ZM78 87H79V86H78ZM122 87H123V86H122ZM208 87H209V86H208ZM229 87H232V85H229ZM240 87H241V86H240ZM12 88H9V89H11L10 91H12ZM17 88H18V87H17ZM60 88H61V90H60ZM79 88H81V84H80V87H79ZM0 89H2V88H0ZM25 89L27 90V88H25ZM49 89H50V88H49ZM65 89H67V88L64 87V90H65ZM84 89H85V88H84ZM86 89H89V88H86ZM96 89H97V88H96ZM2 90H3V89H2ZM5 90H6V88H4V90L1 91V92H4ZM18 90H19L20 93L22 94V92H21L22 88H21V89H18ZM109 90H111V89H109ZM120 90H121L122 92H120ZM128 90H129V89H127V91H128ZM134 90H133L132 93H134ZM211 90H212V89H211ZM236 90H237V88H236ZM45 91H47V90L45 89ZM48 91H47V92H48ZM66 91H67V90H66ZM70 91H71V90H70ZM73 91H74V90H73ZM79 91H80V90H79ZM85 91H86V90H85ZM94 91H95V89H94ZM96 91L99 92V90H96ZM101 91H102V90H101ZM105 91H104V93H103V91L101 92V93H103V96H104V97H105ZM228 91H230V89H228ZM232 91H233V89H232ZM14 92H15V93H14ZM110 92H111V91H110ZM225 92H226V91H225ZM225 92H224V93H225ZM240 92H241V91H240ZM250 92H251V90H250ZM254 92H255V91H254ZM63 93H65V92H63ZM72 93H73V94H72L73 96H71V94L69 95V96H70V99H71V97H72V99H73V97H74V94H75V93H74V92H72ZM101 93H100V96H101ZM229 93H231V94H230V96H231V95H232V92H229ZM12 94H14V95H16V96L13 97ZM49 94H48V95H49ZM81 94H83V93L81 92ZM213 94H214V93H213ZM213 94H212V96H211L210 98L213 97ZM216 94H217V93H216ZM236 94H237V92H236ZM239 94H240V93H239ZM252 94H253V91H252ZM1 95H2V94H1ZM79 95H80V93H79ZM83 95H85V94H83ZM133 95H134V94H133ZM214 95H215V94H214ZM218 95H219V94H218ZM254 95H255V94H254ZM25 96H26V94H24V99H26ZM60 96H61V97H60ZM69 96H68V97H69ZM223 96H225V95H223ZM230 96H229V97H230ZM239 96H240V95H239ZM241 96H242V95H241ZM241 96H240V97H241ZM2 97H3V96H2ZM46 97H47V96H46ZM57 97H56V98H57ZM63 97H64V96H63ZM65 97H66V96H65ZM91 97H92V96H91ZM215 97H216V95H215ZM215 97H214V99H215ZM231 97H232V96H231ZM12 98H13V100H12ZM41 98H42V97H41ZM85 98H86V96H85ZM102 98H103V97H102ZM146 98H145V101H146ZM208 98H209V97H208ZM253 98H254V96H253ZM253 98H252V99H253ZM258 98H259V96H258ZM260 98H261V97H260ZM54 99H55V98H54ZM106 99H107V97H106ZM108 99H110V97H109ZM111 99H112V98H111ZM149 99H150V98H149ZM243 99H244V98H243ZM252 99H250V100L252 101ZM11 100H12V101H11ZM22 100H23V99H22ZM97 100L99 101L100 99H97ZM101 100H102V102H101L102 104H104V103L107 104V103L110 102V101L108 102V100H105V98H103V99H101ZM104 100H105L107 103L104 102ZM225 100H226V99H225ZM239 100H240V99H239ZM1 101H2V104H3V100H0V102H1ZM41 101H42V99L40 100V103H41ZM56 101H57V99H56ZM76 101H77V100H76ZM156 101H155V102H156ZM216 101H217V98H216ZM230 101H231V99H230ZM5 102H6V101L4 100V103H5ZM23 102H24V101H22V102L20 101L19 103H23ZM25 102L28 103L27 100H26ZM25 102H24V105H25ZM79 102H80V100H79ZM83 102H84V101H83ZM103 102H104V103H103ZM112 102H111V103H112ZM140 102H141V101H140ZM149 102H150V101H149ZM158 102H157V105L159 104ZM165 102H166V100H165ZM219 102H220V100H219ZM225 102H226V101H225ZM225 102H224V103H225ZM231 102H232V101H231ZM241 102H242V101H241ZM245 102H246V101H245ZM42 103H43V102H42ZM47 103H48V102H47ZM73 103H74V101H73ZM76 103L78 104V102H75L74 104H76ZM84 103H85V102H84ZM92 103H93V102H92ZM145 103H148V102H144L143 104H145ZM153 103H154V102H152V104H153ZM169 103H170V102H169ZM228 103L231 104L230 102H228ZM2 104H0V105H2ZM140 104H141V103H140ZM160 104H159L158 106L161 107L162 105H160ZM163 104H165V103H163ZM249 104H250V102H249ZM7 105H8V102H7ZM9 105H10V104H9ZM29 105H30V104H29ZM41 105H43V104H41ZM50 105H51V104H50ZM78 105H79V104H78ZM87 105H88V103H87ZM90 105H92V104H90ZM96 105H97V104H96ZM107 105H109V104H107ZM149 105H151V104L149 103ZM154 105H156V104L154 103ZM173 105H174V104H173ZM247 105H248V103H247ZM73 106H75V105H73ZM76 106H77V105H76ZM80 106H81V105H80ZM82 106H83V105H82ZM145 106H146V105H145ZM145 106H144V107H145ZM212 106H213V105H212ZM6 107H7V106H6ZM9 107H10V110H11V109H12L11 107H13V106L11 105V106H9ZM17 107H18V106H17ZM17 107H16V108H17ZM26 107H27V105L24 106V109H25ZM84 107H85V105H84ZM98 107H100L101 109L103 108V110H104L106 107H107V109H108V107H110V106H105V108H104V106H99V105H98ZM147 107H149V106L147 105ZM152 107H153V106H152ZM152 107H149V108H150V111H151V108H152ZM155 107H157V106H155ZM160 107H159V109H160ZM234 107H235V106H234ZM234 107H233V108H234ZM246 107H247V106H246ZM0 108H1V107H0ZM4 108H5V106H4ZM16 108H15V109H16ZM43 108H44V106H43ZM74 108H75V107H74ZM78 108H79V107H78ZM81 108H82V107H81ZM81 108H80V110H81ZM85 108H86V107H85ZM88 108H89V107H88ZM96 108H97V107H96ZM217 108H218V106H217ZM230 108H231V107H230ZM237 108H238V107H237ZM18 109H19V107H18ZM101 109H99V110H101ZM107 109H106V110H107ZM152 109H154V108H152ZM215 109H216V108H215ZM5 110H6V108L4 109L3 112H5ZM7 110H8V107H7ZM10 110H9V111H10ZM19 110H20V109H19ZM27 110H28V109H27ZM29 110H31V109L29 108ZM75 110H76V109H75ZM82 110H84V109L82 108ZM82 110L79 111V114L82 112ZM99 110L96 111V109H95V111L97 112L96 115H95V114H92L91 112H88V113H91L93 116H97ZM175 110H176V109H175ZM1 111H2V108H1ZM9 111L7 112V114L9 113ZM16 111H18V110H16ZM16 111H15V113H16ZM42 111H43V110H42ZM92 111H94V110H92ZM107 111H108V110H107ZM107 111H106L105 114H107ZM144 111H145V110H144ZM214 111H215V110H214ZM217 111H219V110H217ZM3 112H1L0 115L3 116V115H4ZM11 112H12V111H10V116L13 115V114H11ZM76 112H78V111H76ZM76 112H75V114H76ZM101 112H103V111H101ZM109 112H110V111H108V113H109ZM111 112H110V115L112 114ZM148 112H149V110H148ZM148 112H147V113H148ZM151 112H152V111H151ZM175 112L177 113V112H179V111H175ZM180 112H179V114H180ZM211 112H212V111H211ZM229 112H230V111H229ZM229 112H228V113L226 112V113L229 114ZM17 113H18V112H17ZM30 113H31V112H30ZM83 113L85 114L84 111H83ZM141 113H142V112H141ZM145 113H146V111H145ZM149 113H150V112H149ZM173 113H174V112H173ZM205 113H206V110H205ZM43 114H44V113H43ZM46 114H49V113H46ZM75 114H74V115H75ZM91 114H90V115H91ZM100 114H101V113H100ZM105 114H104V115H105ZM165 114H166V113H165ZM179 114H178V115H179ZM202 114H203V113H202ZM213 114H214V113H212L211 116H215V115H217V113L214 114V115H213ZM16 115H17V114H15V116H16ZM74 115L72 114L73 117H74ZM76 115H78V114H76ZM76 115H75V116H76ZM144 115H145V114H144ZM4 116H5V115H4ZM10 116H9V114H8V117H7V118L9 119ZM28 116H29V111H28ZM28 116H27V118H29ZM43 116H44V115H43ZM68 116H70V115H68ZM80 116H82V115L80 114ZM98 116H101V118H102V114H101V115H98ZM106 116H108V114H107ZM171 116H172V115H171ZM175 116H176V114H175ZM188 116H189V115H188ZM197 116H199V115H197ZM197 116L194 115V117H197ZM209 116H210V115H209ZM11 117H12V116H11ZM30 117H31V116H30ZM33 117H34V115H33ZM49 117H50V116H49ZM78 117H79V115H78ZM88 117H89V116H88ZM90 117H91V116H90ZM104 117H105V116H104ZM111 117H112V115H111ZM177 117H178V116H177ZM179 117H180V115H179ZM202 117H203V116H202ZM18 118H19V116H18ZM20 118H21V117H20ZM31 118H32V117H31ZM31 118H29V119H31ZM76 118H77V117H76ZM76 118H75V119H76ZM95 118H96V117H95ZM106 118H107V117H106ZM174 118H175V117H173V119H174ZM189 118H193V116H192V117H190V116L188 117V121H187L188 123H189V121H190ZM225 118H226V116H225ZM228 118H229V117H228ZM5 119H6V117H5ZM10 119H12V118H10ZM22 119H24V118H22ZM33 119H35V118H33ZM47 119H48V118H47ZM56 119H55V120H56ZM64 119H65V118L63 117V120H64ZM66 119H67V118H66ZM68 119H70V117H69ZM71 119H72V118H71ZM71 119H70V120H71ZM79 119H80V118H79ZM85 119H87V117H86ZM85 119H84V120H85ZM99 119H100V117L98 118V121L100 122L102 119H101V120H99ZM108 119H109V117H108ZM110 119H112V118H110ZM116 119H115V117H114V119H112V120L115 122ZM195 119H197V118H195ZM213 119H215V118H213ZM3 120H4V118H3ZM26 120H28V119H26ZM61 120H62V119H61ZM89 120H90V119H89ZM89 120L87 119V121H89ZM95 120H96V119H95ZM95 120H94V122H95ZM167 120H168V119H167ZM183 120L185 121V119H183ZM186 120H187V119H186ZM210 120H212V119L210 118ZM4 121H6V120H4ZM4 121H3V123H4ZM9 121H10V120L6 121L7 124L10 123ZM28 121H29V120H28ZM36 121H37V120H36ZM56 121H58V120H56ZM64 121H65V120H64ZM68 121H69V120H68ZM71 121H72V120H71ZM71 121H69V122H71ZM108 121H111V120H108ZM171 121H172V120H171ZM180 121H182V120H180ZM194 121H196V120H194ZM194 121H193V122H194ZM198 121H199V120H198ZM226 121H227V120H226ZM15 122H16V121H15ZM22 122L24 123V121H22ZM48 122H49V121H48ZM89 122H90V121H89ZM89 122H88V123H89ZM210 122H211V121H210ZM25 123H26V122H25ZM63 123H64V122H63ZM65 123H66V121H65ZM72 123H73V122H72ZM96 123H97V122H96ZM111 123H112V122H111ZM195 123H196V122H195ZM197 123H198V122H197ZM228 123H229V121H228ZM254 123H255V122H254ZM16 124H17V123H16ZM26 124H27V123H26ZM26 124H25L24 127L28 126V125H26ZM70 124H71V123H70ZM86 124H87V123H86ZM98 124H99V123H98ZM100 124H103V123H100ZM204 124H205V123H204ZM210 124H211V123H210ZM5 125H6V124H5ZM23 125H24V124H23ZM56 125H57V123H56ZM67 125H68V124H67ZM95 125H96V124H95ZM105 125H106V124H105ZM110 125L113 126V124H109V129L111 128ZM158 125H159V124H158ZM206 125H207V124H206ZM241 125H242V124H241ZM20 126H21V125H20ZM31 126L34 127L33 124H32ZM40 126H41V125H40ZM106 126H108V125H106ZM106 126H105V129H106V131H107V130H109V129H107ZM150 126H151V125H150ZM220 126H221V125H220ZM24 127H23V128H24ZM33 127H32V128H33ZM37 127H38V126H37ZM88 127H89V126H88ZM93 127H94V126H93ZM95 127H96V126H95ZM100 127H101V126H100ZM100 127H98V130L103 129V128H104V125H103V128H102V127L100 128ZM116 127H117V128H116ZM8 128H9V127H8ZM13 128H14V127H13ZM38 128H39V127H38ZM85 128H87V127H85ZM90 128H92V126H91ZM90 128H89V129H90ZM99 128H100V129H99ZM159 128H160V127H159ZM159 128H158V129H159ZM162 128H163V127H161L160 132H161ZM169 128H170V126H169ZM169 128H168V130H169ZM241 128H242V127H241ZM1 129H2V128H1ZM4 129H5V128H4ZM29 129H30L31 132L28 130V131H29V133H28L29 135L27 136L28 138L26 137V139L29 140V139H30L29 136L32 137V138L30 139V140H32V141H33V137H34V136H35L36 138H38V137H37V134H35V132L32 134L33 131L31 130V128H29ZM41 129H42V126H41ZM83 129H84V128H83ZM164 129H165V126H164ZM164 129H163V130H164ZM7 130H8V129H7ZM43 130H44V129H42V131H43ZM85 130L88 131V129H85ZM90 130H92V129H90ZM95 130L97 131V127H96L93 131H95ZM103 130H104V129H103ZM166 130H167V129H165L164 131H166ZM10 131H11V130H10ZM16 131H17V129H16ZM19 131H21L20 128H19L18 132H16V133H17L18 135L21 133L19 136H22V138H23V136H24V134H23L24 132H23V131H24V130L22 129V132H20V133H19ZM45 131L47 132L46 129H45ZM69 131H70V130H69ZM69 131H67V132H68V133H71V132H69ZM86 131H85V133H86ZM96 131H95V132H96ZM106 131H105V132H106ZM110 131H113V130L110 129ZM4 132H6V131H4ZM12 132H13V131H12ZM40 132H41V131H40ZM63 132H64V131H63ZM78 132L80 133V131H78ZM81 132H82V131H81ZM83 132H84V130H83ZM97 132H99V131H97ZM100 132H102V130H100ZM105 132H104V133H105ZM162 132H163V131H162ZM167 132H168V131H167ZM172 132H173V131H172ZM172 132H171V133H172ZM30 133H31L33 136H32ZM68 133H67V134H68ZM87 133H88V135H89V134L92 133V132L90 131V133H89V132H87ZM104 133H103V134H104ZM108 133H110V132L108 131ZM165 133H166V132H165ZM165 133H163V134H164V137H165V135H167V134H165ZM183 133H184V132H183ZM5 134H6V133H5ZM5 134H4V135H5ZM8 134H10L9 131H8ZM8 134H6L5 137H4V135L1 133V135H0V146H1V142H2V140H3V142H5V139L8 140L9 145H10V143H11L10 140H9V139H10V135H9V137H8V136H7ZM14 134H15V133H14ZM17 134H16V135H17ZM38 134H39V133H38ZM54 134H55V133H54ZM75 134L77 135V133H75ZM75 134H73V137H74V138H77L78 136L75 137V136H74ZM100 134H101V133H100ZM163 134H162V137H163ZM168 134H169V133H168ZM189 134H190V133H189ZM189 134H188V136L191 137V135H189ZM2 135H3L4 139L2 138V140H1V136H2ZM16 135H15V138L18 136V135H17V136H16ZM40 135H43V134L41 133ZM40 135H38V136H39V139H40V137H41ZM45 135H46V134H45ZM45 135H44V136H45ZM65 135H66V133H65ZM78 135H79V134H78ZM85 135H86V134H85ZM106 135H107V134L105 133V136H103V137L106 138ZM174 135H175V132H174ZM179 135H180V134H179ZM179 135H178V136H179ZM19 136H18L17 138H20ZM47 136H48V135H47ZM69 136H70V135H69ZM90 136H91V135H90ZM93 136H94V135H93ZM99 136H100V137H99ZM99 136H98L99 138L102 137L101 135H99ZM175 136H176V135H175ZM175 136H174V137H175ZM203 136H204V135H203ZM203 136H202V137H203ZM6 137H8V138H6ZM45 137H46V136H45ZM73 137H72V135H71V138L69 137V140L72 139ZM96 137H97V136H96ZM109 137H112V136H111V133H110V135H108V139L110 140ZM114 137H115V136H114ZM116 137H117V136H116ZM168 137H170V136L168 135ZM168 137H167V138L165 137L166 140L164 139V142H165V147H164V148H166V150H170L169 148H170V145L172 144V143L170 142V139H169ZM180 137H181V136H180ZM204 137H205V136H204ZM24 138H25V137H24ZM80 138H81V137H80ZM91 138H92V137H91ZM99 138H97V139H99ZM104 138L101 139L102 142H103V139H104ZM120 138H119V140H120ZM198 138L200 139V136H199ZM26 139H25V140H26ZM39 139H38V141H39ZM43 139H45V138L43 137ZM81 139L83 140V138H81ZM92 139H93V138H92ZM171 139L173 140V139H175V138H172V137H171ZM180 139H181V138H180ZM189 139H190V138H188V140H189ZM199 139H198V140H199ZM204 139H205V138H204ZM35 140L37 141V139H35ZM41 140H42V138H41ZM78 140H79V139H78ZM106 140H107V139H106ZM106 140H105V141H106ZM113 140H114V139H113ZM119 140H118V141H119ZM168 140H169V141H168ZM198 140H197V141H198ZM15 141H16L17 145H15L14 148L16 149V146L18 147V142H17V140L15 139L13 143H15ZM18 141H19V140H18ZM26 141H27V140H26ZM26 141L23 142V143H25V146H26ZM32 141H31V142H32ZM89 141L92 143L91 140H89ZM89 141H88V143H90ZM93 141H96L95 138L93 139ZM107 141H108V140H107ZM202 141H203V140L199 141V143H200V144L203 143ZM6 142H7V141H6ZM8 142H7V145H8ZM27 142H28V141H27ZM33 142H34V141H33ZM66 142H67V141H66ZM79 142H80V141H79ZM81 142H82V141H81ZM83 142H87V140L85 141V139H84ZM100 142H101V141H100ZM100 142H99V143H100ZM111 142H112V140H111ZM113 142L115 143V141H113ZM116 142H117V141H116ZM120 142H121V140H120ZM174 142H175V140H174ZM176 142H177V144H179L178 141H176ZM194 142H196V140H195ZM205 142H206V141H205ZM234 142H235V141H234ZM236 142H237V141H236ZM236 142H235V143H236ZM16 143H15V144H16ZM36 143H37V142H36ZM95 143H96L95 147H96V149H97V144H98V142H95ZM103 143H104V142H103ZM105 143H106V142H105ZM125 143H124V144H125ZM131 143H130V144H131ZM170 143H171V144H170ZM180 143H181V142H180ZM188 143H189V142H188ZM199 143H194L195 147H196L198 150H199L198 147H201V146H198V147H197L196 144H199ZM30 144H31V143H30ZM34 144H35V143H34ZM74 144H75V142H74ZM81 144L83 145V143H81ZM106 144H108V143H106ZM109 144L111 145L110 142H109ZM109 144H108V147H110ZM112 144H113V143H112ZM115 144H116V143H115ZM117 144H118V142H117ZM175 144H176V143H175ZM45 145H48V144H45ZM45 145H44V149H45ZM84 145H85V144H84ZM87 145H88V144H86V146H87ZM89 145H90V144H89ZM91 145H92V144H91ZM100 145H101V146H98V147L102 148V144H100ZM122 145H123V144H122ZM192 145H193V144H192ZM203 145H204V144H203ZM226 145H227V143H226ZM3 146H4V145H3ZM3 146H2L1 148H3ZM25 146L23 147L25 151H24L23 148H22V151H23L24 153H25L26 151L28 152V149L26 150V149H25ZM27 146L29 147V142H28ZM49 146H50V145H49ZM79 146H80V145H79ZM86 146H82V147H83V148H84V147L86 148ZM104 146H106V145H104ZM104 146H103V148H104ZM111 146H112V145H111ZM120 146H121V145H120ZM130 146H129V147H130ZM180 146H181V145H179V147H180ZM205 146H206V145H205ZM4 147H5V146H4ZM6 147H7V146H6ZM31 147H32V145H31ZM51 147H52V145H51ZM69 147H70V146H69ZM93 147H94V146H93ZM95 147H94V148H95ZM106 147H107V146H106ZM113 147H115V146H113ZM159 147H160V146H159ZM161 147H162V146H161ZM161 147H160V148H161ZM171 147H174V144H173V146H171ZM176 147H178V146H176ZM192 147H194V146H192ZM203 147H204V146H203ZM7 148H9V147H7ZM7 148H6V149H7ZM26 148H27V147H26ZM80 148H81V147H80ZM87 148H89V147H87ZM94 148H93V149H90V148H89V150H94ZM204 148H205V147H204ZM9 149H10V152H9V156H10L11 148H9ZM9 149H7V150H9ZM29 149H31V148H29ZM33 149H34V148H33ZM47 149H48V148H47ZM47 149H45V151H49V150H47ZM72 149H73V148H72ZM81 149H82V148H81ZM106 149H107V148H106ZM129 149H130V148H129ZM0 150H1V149H0ZM31 150H32V149H31ZM38 150H39V149H37V151H38ZM40 150H41V152H43L42 148H40ZM78 150L80 151V149H78ZM109 150H110V149H109ZM126 150H128V148H127ZM130 150H131V149H130ZM136 150H135V151H136ZM162 150H163V149H162ZM162 150H161V151H162ZM164 150H165V149H164ZM166 150H165V151H166ZM193 150H195V149H193ZM200 150H202V147H201ZM3 151H5V150H3ZM22 151H21V152H22ZM32 151H33V150H32ZM37 151H36V155L39 154V153L37 154ZM70 151H71V150H70ZM79 151H78V152H79ZM85 151H86V150H85ZM117 151H118V150H117ZM120 151H121V148H120ZM124 151H125V150H124ZM132 151H133V149L131 150V152H132ZM135 151H134V152H135ZM155 151H156V150H155ZM158 151H159V150H158ZM158 151H157V153H158ZM222 151H223V150H222ZM0 152H1V151H0ZM5 152H6V151H5ZM23 152H22V153H23ZM29 152H30V151H29ZM29 152H28V153H29ZM33 152H35V151H33ZM39 152H40V151H39ZM41 152H40V155H38V156H39V157H38V160H39V161H38V165H39V166L36 164V167L38 166V169H37L36 167H33V166H32V168H29V170H28V169H27L28 166L25 165V166H26L25 171L27 170V171H28V174L39 175V176H40V178H39L40 180H39V183H38L37 186L41 185V186L43 187V186H46L47 184H49L50 182L48 183V181H50V180H52V179L47 180V178H46L47 176H46V174H45V175L43 174V172H42L43 168H40V166H44V167H45V166H48V165L50 164V159H49V158H51V156L48 155V152H44L43 154H42ZM51 152H52V151H51ZM53 152H54V151H53ZM53 152H52V154H53ZM61 152H62V151H61ZM68 152H69V151H68ZM73 152L76 153V150H75V151L73 150ZM78 152H77V153H78ZM129 152H130V151H129ZM143 152H144V150H143ZM153 152H154V151H153ZM169 152H170V151H169ZM169 152H166V153H167V154H172V153H171L172 151H171L170 153H169ZM174 152H175V151H174ZM174 152H173V153H174ZM200 152H202V151H200ZM224 152H225V151H224ZM31 153H32V152H31ZM31 153H30V154H31ZM46 153H47V154H46ZM57 153H58V152H57ZM90 153H92V152H90ZM90 153H88V155H90ZM116 153H117V152H116ZM124 153H125V152H124ZM135 153H136V152H135ZM190 153H191V152H190ZM190 153H189V154H190ZM6 154H7V152H6ZM49 154H50V153H49ZM55 154H56V153H55ZM59 154H61V153H59ZM70 154H71V153H70ZM78 154H79V153H78ZM83 154H84V153H83ZM138 154H139V153H138ZM138 154H137V155H138ZM141 154H143V153H141ZM148 154L150 155V153H148ZM152 154H154V153H152ZM152 154H151V155H152ZM155 154H156V153H155ZM176 154H177V152H176ZM186 154H187V151H186ZM196 154H197V153H196ZM196 154H195V155H196ZM198 154H199V151H198ZM198 154H197V155H198ZM243 154H244V153H243ZM243 154H242V155H243ZM4 155H5V154H4ZM20 155H21V154H20ZM20 155H19V156H20ZM22 155H23V154H22ZM33 155H34V154H33ZM61 155H62V154H61ZM72 155L74 156V154H72ZM91 155H92V154H91ZM91 155L89 156V158H86V159L90 160V159H91L90 157L93 156V155H92V156H91ZM98 155H100V154H98ZM98 155H97V157L99 158ZM132 155H133V152H132ZM134 155H135V154H134ZM134 155H133V156H134ZM137 155H135V156H137ZM245 155H246V154H245ZM245 155H243V156H245ZM1 156H2V155H1ZM23 156H25V155H23ZM28 156H29V155L27 154V157H25V158L28 159ZM30 156H31V155H30ZM73 156H71V157H73ZM78 156H79V155H77L76 158H77V161L79 162V160H78ZM81 156H82V157H81ZM81 156H79V159H80V158L82 159L84 155H81ZM94 156H95V155H94ZM101 156H102V155H101ZM107 156H108V155H107ZM135 156H134V157H135ZM156 156H157V155H156ZM165 156H166V158H167V155H165ZM165 156H164V157H165ZM171 156H173V155H171ZM171 156H170V157H171ZM199 156H200V154H199ZM219 156H220V154H219ZM32 157H33V156H32ZM56 157L59 158V156H57V154H56ZM56 157H55V158H56ZM84 157H87V155H85ZM95 157H96V156H95ZM97 157H96V158H97ZM102 157H103V156H102ZM102 157H101L100 160H101V165L103 166V169H104V164H107V163L110 161V160H108V159H111V157H110V156H109L110 158L107 157L108 159H106V160L102 159ZM113 157H115V156H113ZM137 157H138V156H137ZM168 157H169V156H168ZM189 157H190V156H189ZM193 157H195L196 160H197V158H198V157H196V156H194V155H193ZM249 157H250V156H249ZM2 158L4 159V156H2ZM7 158H8V157H6V160H7ZM11 158L13 159V157H11ZM11 158H10V160H11ZM15 158H18V156L15 155ZM34 158H35V157H34ZM52 158H53V157H52ZM52 158H51V159H52ZM96 158H95V159H96ZM98 158H97V163H98V162L100 163V160L98 161ZM104 158H105V156H104ZM153 158L155 159V156H154V155H153L152 159L149 158V159L151 160V161L149 160L150 163H153ZM162 158H163V156H162ZM247 158H248V157H247ZM19 159H20V157H19ZM22 159H23V157H22ZM22 159H21V160H22ZM36 159H37V157H36ZM53 159H54V158H53ZM71 159H72V158H71ZM74 159H75V158H74ZM81 159H80V160H81ZM92 159H93V157H92ZM116 159H118V158H116ZM116 159H115V160H116ZM119 159H120V157H119ZM169 159H170V158H169ZM174 159H175V158H174ZM0 160H1V159H0ZM58 160H59V159H58ZM72 160H73V159H72ZM72 160H70V162H71ZM93 160H94V159H93ZM93 160H91V161L93 162ZM103 160H104V161H107V160H108V162H104ZM113 160H114V158H113ZM164 160H165V159H164ZM164 160L162 159V163H163V162H166V160H168V159H166L165 161H164ZM192 160H193V159H192ZM250 160H251V159H250ZM3 161H5V159H4ZM11 161H12V160H11ZM15 161L17 162V160H15ZM77 161H76V163L73 161L76 165H72V164L68 161L69 164H71L70 166H72V167H70V168H73V166H74V168H75V166H77V167L79 168L78 164H79V165H81V164H80V162L77 163ZM85 161L87 162V160H85ZM102 161H103V163H102ZM111 161H112V160H111ZM111 161H110V162H111ZM160 161H161V160H160ZM182 161H183V160H182ZM187 161H188V160H187ZM189 161H190V159H189ZM241 161H243V160H241ZM245 161H246V159H245ZM5 162H8V161H5ZM16 162H15V164H16ZM20 162H21V161H19V163H20ZM23 162H24V161H23ZM25 162H26V161H25ZM54 162H55V161H54ZM57 162H58V161H57ZM59 162H61V161L59 160ZM115 162H116V161H115ZM155 162H156V161L154 160V163H155ZM157 162H158V165H159V159H158ZM174 162H175V161H174ZM184 162H186V161H184ZM190 162H191V161H190ZM190 162H189V163H190ZM193 162H194V161H193ZM2 163H3V162H2ZM12 163H13V162H12ZM19 163H18L17 165H14V164H13V166H15V167H16V166L19 167V166H18ZM35 163H36V162H35ZM61 163H62V162H61ZM81 163H83L82 160H81ZM89 163H90V161H89ZM95 163H96V162H95ZM95 163L93 162V164H95ZM97 163H96L95 165H97ZM118 163H119V160H118ZM118 163H117V164H114V161H112V165H111V167H110V168H111L110 170H111V171L113 170V171H118V172H119V169L117 168V167H118L117 165H120V166H119V168H120V167H123V164L126 165L127 167H129V165H127L126 163H122V162H121L122 165H121V163H120V164H118ZM182 163H183V162H182ZM243 163H244V161H243ZM56 164H57V163H56ZM56 164H55V166H56ZM59 164H60V163H59ZM66 164L68 165V163H66ZM86 164H87V163H86ZM164 164H166V163H164ZM170 164H173V163H170ZM170 164H169V165H170ZM175 164L177 165L178 163L175 162ZM187 164H188V163H187ZM187 164H186V165H187ZM191 164H192V163H191ZM245 164L247 165V163H245ZM245 164H244V165H245ZM251 164H252V163H251ZM0 165H1V164H0ZM10 165H11V164H10ZM10 165H9V166H10ZM84 165H85V164H82V166H80V169L83 168ZM90 165H91V164H90ZM98 165H99V166H98ZM98 165H97V166H98L99 169H100V164H98ZM109 165H110V163H109ZM109 165L105 166L106 169H107V167H108ZM3 166H4V165H3ZM11 166H12V165H11ZM11 166H10V168H11ZM20 166H21V165H20ZM25 166L23 165V167H25ZM34 166H35V165H34ZM60 166H61V164H60ZM130 166H131V165H130ZM133 166H134V170H135V168L138 167V165H137V167H136V165H133ZM133 166H132V167H133ZM141 166H142V165H141ZM150 166H151V165H150ZM153 166H154V165H153ZM167 166H168V165H167ZM179 166H180V165H179ZM181 166H184V165H181ZM222 166H223V165H222ZM248 166H249V165H248ZM1 167H2V165H1ZM49 167H50V166H49ZM52 167H54V165H53ZM57 167H58V166H57ZM62 167H63V166H62ZM87 167H88V165H87ZM87 167H86L87 171L90 170V169L87 168ZM90 167H91V166H90ZM127 167H126V168H127ZM132 167H131L130 169H132V171H133V168H132ZM142 167H143V166H142ZM156 167H157V166H156ZM156 167H155V168H156ZM161 167H162V166H161ZM172 167H173V166H172ZM186 167H187V166H186ZM188 167H189V166H188ZM245 167H246V166H245ZM8 168H9V167H6L5 169L8 170ZM39 168L42 169V170L40 171ZM58 168L60 169V167H58ZM58 168H57V169H58ZM70 168H69V169H70ZM74 168H73V169H74ZM84 168H85V167H84ZM84 168H83V169H84ZM108 168H109V167H108ZM140 168H141V167H140ZM145 168H147V167H145ZM148 168H149V166H148ZM175 168L177 169L178 167H175ZM243 168H244V167H243ZM249 168H250V167H249ZM0 169H1V168H0ZM5 169H3V167H2V170H4V171L1 170L0 173L5 172ZM13 169L15 170V168H13ZM17 169H18V168H17ZM19 169H20V168H19ZM19 169H18V171H19ZM22 169H23V168H22ZM22 169H21V170H22ZM62 169H63V168H62ZM76 169H77V168H76ZM83 169H82V170H83ZM99 169H98V170H99ZM101 169H102V167H101ZM106 169H105V170H106ZM127 169H129V168H127ZM130 169L127 170V171H128V173L131 175V177H132V176L134 177V175H132V174L129 172ZM137 169H138V168H137ZM160 169H161V168L159 167V170H160ZM171 169H172V168H171ZM45 170H46V169H45ZM45 170H44V172H45ZM60 170H61V169H60ZM91 170H92V168H91ZM93 170H94V169H93ZM93 170H92V171H93ZM121 170H124V167H123V169H121ZM140 170H141V169H140ZM149 170H150V171L152 170V173H153V171H154L155 169H153V168H152V169L149 168ZM159 170H158V171H159ZM174 170H175V169H174ZM178 170H179V169H178ZM178 170H177V172H178ZM185 170H186V168H185ZM185 170H184V171H185ZM217 170H218V169H217ZM225 170H226V169H225ZM71 171H72V169H71ZM77 171H78V170H77ZM99 171H101V172L103 173V170H99ZM107 171H109V170H107ZM111 171H110V172H111ZM113 171L111 172V174L109 173L110 176H112V178H114L113 176H116V175H115L116 172H113ZM125 171H126V169H125L123 172L125 173ZM144 171H145V170H144ZM171 171H172V174H173L174 171H173V170H171ZM182 171H183V170H182ZM244 171H245V170H244ZM248 171H249V170H248ZM10 172H11V171H9V172L7 171V172H5V173H9V175H10ZM12 172H13V170H12ZM16 172H17V170H16ZM16 172H15V173H16ZM23 172H24V170H23ZM89 172H90V171H89ZM89 172H88V173H89ZM95 172H96V171H95ZM95 172L93 171V173H95ZM101 172H100V174H96V173H95L93 176H95V177H96V176H99V177H100V176H101ZM118 172H117V173H118ZM137 172H138V170H137ZM139 172H140V171H139ZM141 172H142V171H141ZM147 172H148V171H147ZM168 172H169V171H168ZM168 172H165V173H168ZM177 172H176V173H177ZM186 172H187V171H186ZM246 172H247V171H246ZM5 173H4V174H5ZM19 173H20V172H19ZM24 173H25V172H24ZM45 173H46V172H45ZM86 173H87V172H86ZM113 173H114V174H113ZM117 173H116V174H117ZM120 173H121V172H120ZM128 173H126V174H128ZM135 173H136V172H135ZM143 173H144V172H143ZM145 173H146V171H145ZM149 173H150V172H149ZM176 173H175V174H176ZM178 173H179V172H178ZM182 173H183V172H182ZM225 173H226V172H225ZM20 174L24 175L23 173H20ZM49 174H50V173H49ZM54 174H55V173H54ZM84 174H85V173H84ZM89 174H90V173H89ZM89 174H88V175H89ZM104 174H105V173H104ZM107 174H108V173H106V175H107ZM126 174H125V176H126ZM129 174H128V175H129ZM150 174H151V173H150ZM150 174H149V175H150ZM153 174H154V173H153ZM157 174H158V173H157ZM183 174H184V173H183ZM190 174H191V173H190ZM246 174H247V173H246ZM248 174H249V172H248ZM248 174H247L246 176H249V175H250V174H249V175H248ZM14 175H15V174H14ZM14 175H12V176H14ZM34 175H33V176H34ZM50 175H51V174H50ZM70 175H71V174H70ZM79 175H80V174H79ZM90 175H92V174H90ZM106 175H105V176H106ZM117 175H118V174H117ZM136 175H139V174H136ZM158 175H159V174H158ZM167 175H169V174H167ZM220 175H222V173H220ZM24 176H25V175H24ZM24 176H23V177H24ZM26 176H27V174H26ZM57 176H58V175H57ZM61 176H62V175H61ZM61 176H60V178H63V177H61ZM74 176H75V174H74ZM74 176H73V177H74ZM77 176H78V175H77ZM84 176H85V178L87 179V175H84ZM105 176H104V177H105ZM142 176H143V175H142ZM147 176H148V174H147ZM151 176H152V174H151ZM155 176H156V173H155ZM178 176H179V174H178ZM182 176H183V175H182ZM1 177H2V176H0V178H1ZM10 177H11V175H10ZM14 177H15V176H14ZM16 177L18 178L19 175L16 174ZM21 177H22V176H21ZM23 177H22V178H23ZM31 177H32V176H31ZM49 177H50V176H49ZM53 177H54V176H53ZM55 177H56V176H55ZM55 177H54V178H55ZM89 177H90V176H89ZM95 177H91L90 179H91V180H92V178L95 179ZM104 177L102 176L103 179H102V178H100V179H101V180H104ZM126 177H127V176H126ZM131 177H130L129 179H131L132 182H133V179H132L133 177H132V178H131ZM144 177H145V176H144ZM144 177H143V178H144ZM152 177H153V178H152L153 181H152V180H151V181L153 182V184L150 183V180L148 179L149 177H148V178L146 177V178L149 180V181H148V184H150V185L152 184L151 186H153V188H155V187H154V184H155V182H156L155 179H157V177H156V178H155L154 176H152ZM158 177H159V176H158ZM190 177H191V176H190ZM3 178L5 179L4 176H3ZM6 178H7V176H6ZM24 178H25V177H24ZM28 178H29V177H28ZM28 178H26V179H28ZM54 178H53V180H54ZM60 178H59V180H61ZM77 178H78V177H77ZM85 178H84V179H85ZM116 178L118 179V177H116ZM137 178L139 179V177H137ZM143 178H142V179H143ZM150 178H151V177H150ZM154 178H155V179H154ZM9 179H12V181L15 182V179H13L12 177L9 178ZM19 179H21V178H19ZM30 179H31V178H30ZM71 179H72V178H71ZM86 179H85V180H86ZM94 179H93V180H94ZM100 179H99L98 177H96V179H95L93 182H96V180H98V181L100 182ZM105 179H106V178H105ZM110 179H111V178H110ZM114 179H115V178H114ZM114 179H112L111 181H113ZM134 179H136V178L134 177ZM142 179H140V180H142ZM144 179H145V178H144ZM147 179H146V181H147ZM220 179H221V178H220ZM255 179H256V178H255ZM56 180H57V179H55V181H56ZM63 180L65 181V179H63ZM82 180H83V179H82ZM85 180H83V181H85ZM125 180H126V182H127V178H126ZM158 180H159V179H158ZM256 180H257V179H256ZM0 181H1V180H0ZM9 181H10V180H9ZM9 181L6 180V183H9ZM23 181H24V180H22V182H23ZM36 181H37V180H36ZM73 181H75V180L73 179ZM104 181H105V180H104ZM106 181H107V180H106ZM106 181H105V182H106ZM108 181H109V180H108ZM118 181H119V180H118ZM146 181H145V182H146ZM154 181H155V182H154ZM186 181H187V180H185V182H186ZM189 181H190V180H189ZM217 181H218V180H217ZM223 181H224V178H223ZM225 181H226V180H225ZM20 182H21V180H20ZM25 182H26V180H25ZM27 182H28L29 184L26 183L25 185H27V184L30 185V184H31V183H30L31 181L29 182V179H28ZM33 182L35 183V181H33ZM57 182H58L59 184H60V183H62V184H63V183H66V182H59V181H56L55 183H57ZM76 182H77V181H76ZM76 182H74V183H76ZM114 182H115V181H114ZM123 182L125 183V185H124V186L121 185L122 187L125 188L126 185L128 186L129 181H128V183H126L125 181H123ZM132 182H131V183H132ZM137 182H139V180H137ZM141 182L144 183V180L141 181ZM160 182H161V181H160ZM221 182H222V181H221ZM226 182H227V181H226ZM228 182H229V181H228ZM251 182H252V181H251ZM254 182H256V181H254ZM10 183H12V182H10ZM10 183H9V185H10ZM23 183H24V182H23ZM74 183H73V184H74ZM91 183H92V182H91ZM101 183H102V181H101ZM115 183H116V182H115ZM118 183H119V182H118ZM120 183H121V182H120ZM133 183H134V182H133ZM168 183H169V182H167V184H168ZM248 183H249L250 185L253 184V182H252V183L248 182ZM14 184H15V183H13V185H14ZM16 184H20V183H16ZM36 184H37V182H36ZM59 184H56V185H59ZM95 184H96V183H95ZM106 184H107V183H106ZM129 184H130V183H129ZM136 184H137V183H136ZM138 184H139V183H138ZM162 184H163V183H162ZM162 184H161V186H162ZM165 184H166V183H164V185H165ZM196 184H197V183H196ZM22 185H23V184H22ZM25 185H24V186H25ZM31 185H32V184H31ZM51 185H52V183H51ZM54 185H55V184H54ZM78 185H79V183H78ZM89 185H90V184H89ZM91 185H92V184H91ZM98 185H100V184H98ZM117 185H119V184H117ZM117 185H116V187H118ZM134 185H135V184H134ZM139 185H140V184H139ZM156 185H157V183H156ZM156 185H155V186H156ZM182 185H183V184H182ZM5 186H6V184H5ZM11 186H12V184H11ZM37 186H35V185L33 186V185H32V188L34 189V187H37ZM41 186H39V187H41ZM60 186H61V185H59V187H60ZM63 186H65V188H66V185H63ZM102 186H103V185H102ZM132 186H133V185H132ZM177 186H178V185H177ZM235 186H236V185H235ZM235 186H234V187H235ZM8 187H9V186H8ZM15 187H17V186H15ZM42 187H41V189L43 190ZM48 187H49V186H48ZM56 187H57V186H56ZM73 187H75V185H73ZM77 187H78V186H76L75 189H76ZM97 187H98V186H97ZM113 187H114V186H113ZM116 187H115V188H116ZM130 187H131V186H130ZM130 187H129V188H130ZM133 187H134V186H133ZM135 187H136V186H135ZM137 187H138V186H137ZM137 187H136V189H137ZM140 187H141V185H140ZM140 187H139V188H140ZM162 187H163V186H162ZM194 187H195V186H194ZM244 187H245V186H244ZM249 187H251V186H249ZM254 187H255V185H254ZM261 187H262V185H260V187H258V190H259V188H261ZM13 188H14V186H13ZM13 188L11 187V189H13ZM32 188H30V189H31V191L33 192ZM45 188H46V187H45ZM51 188H52V190H53L54 187L51 186ZM51 188H50V189H51ZM62 188H63V187H62ZM65 188H64L63 191H64V193H65L66 195H63V194H62L63 192L60 193L59 189H58V191H59L60 194L63 195V197L67 198V197H66V196H67V193L65 192V191H66ZM71 188H72V186H71ZM71 188H70V189H71ZM81 188H82V187H81ZM81 188H78V190L80 189L79 191H81ZM141 188H143V187H141ZM141 188H140V189H141ZM151 188H152V187H151ZM157 188L160 189V184H159V187H157ZM174 188H175V187H174ZM236 188H239V186L236 187ZM240 188H242V187H240ZM240 188L237 189L238 192L241 190ZM256 188H257V187H256ZM19 189H20V188H19ZM26 189H27V187H26L24 190H26ZM47 189H48V188H47ZM47 189H46V190H47ZM54 189H56V188H54ZM72 189H74V188H72ZM85 189H86V188H85ZM117 189H118V188H117ZM119 189H120V186H119ZM134 189H135V188H134ZM146 189H148V188H146ZM192 189H193V188H192ZM194 189H195V188H194ZM233 189H234V190H233ZM233 189H229V192H230V193H233V192H234L235 195H236L235 188H233ZM263 189H264V185H263V188H261V190H263ZM8 190H10V189L8 188ZM8 190H7V191H8ZM22 190H23V189H22ZM24 190H23V192H24ZM34 190H36V189H34ZM60 190H61V187H60ZM88 190H89V189H88ZM112 190H113V189H112ZM137 190H138V189H137ZM150 190H151V189H150ZM150 190H149V191H150ZM153 190H154V189H153ZM153 190H152V191H153ZM155 190H157V189L155 188ZM163 190H165V189H163ZM170 190H171V188H170ZM177 190H178V189H177ZM223 190H224V189H223ZM226 190H227V189H226ZM226 190H225V192H226ZM230 190H231V191H230ZM232 190H233V191H232ZM244 190H245V188H244ZM244 190H242V191H244ZM248 190H249V189H248ZM3 191H4V190H3ZM61 191H62V190H61ZM79 191H78V192H79ZM84 191H85V190H84ZM135 191H136V190H135ZM173 191H174V190H173ZM178 191H179V190H178ZM178 191H177V193H178ZM180 191H181V190H180ZM227 191H228V190H227ZM14 192H16V191H14ZM14 192H13V193H14ZM19 192H20V191H17L16 193L19 194ZM56 192H57V190H56ZM56 192H55V193H56ZM72 192H73V191H72ZM76 192H77V189H76ZM76 192H73V193L76 194ZM78 192H77V193H78ZM165 192H166V191H165ZM170 192H171V191H170ZM240 192H241V191H240ZM245 192H246V191H245ZM245 192H244V193H245ZM252 192H253V190H252ZM13 193H12V194H13ZM24 193H25V192H24ZM24 193H23V194H24ZM57 193H58V192H57ZM57 193H56V196L59 195V193H58V195H57ZM79 193H81V192H79ZM147 193H148V191H147ZM152 193H153V192H152ZM166 193H167V192H166ZM172 193H173V192H172ZM242 193H243V192H242ZM242 193H240V194H242ZM0 194H1V193H0ZM3 194H4V193H2V195H3ZM8 194H9V193H8ZM21 194H22V193H21ZM21 194H20V195H21ZM46 194H47V193H46ZM53 194H54V192H53ZM53 194H52V196H53ZM170 194H171V193H170ZM174 194H175V192H174ZM188 194H190V193H188ZM219 194H220V193H219ZM225 194L227 195V192H226ZM5 195H6V194H5ZM10 195H11V194H10ZM14 195H15V194H14ZM20 195H19V197H18L19 200H21V199H20V197H21ZM44 195H45V194H44ZM172 195H173V194H172ZM190 195H191V194H190ZM221 195H222V194H221ZM245 195H246V194H245ZM8 196H9V195H8ZM11 196H12V195H11ZM15 196H16V195H15ZM17 196H18V195H17ZM17 196H16V197H17ZM50 196H51V195H50ZM50 196H49V197H50ZM56 196H54V197L56 198ZM175 196H176V195H175ZM239 196H240V195H239ZM16 197H15V198H16ZM22 197H23V196H22ZM22 197H21V198H22ZM32 197H33V196H32ZM36 197H37V196H36ZM36 197H35V198H36ZM45 197H47V196L45 195ZM68 197H69V196H68ZM108 197H109V196H108ZM113 197H115V196H113ZM113 197H112V198H113ZM245 197H247V195H246ZM0 198H1V197H0ZM7 198H8V197H7ZM12 198L14 199V197H12ZM26 198H27V197H26ZM52 198H53V197H52ZM58 198L60 199V197H58ZM65 198H64V199H65ZM96 198H97V199H96ZM98 198H99V197H95V199H96L95 202H96V203H99V202L101 201V197L99 198L100 201L98 200ZM153 198H154V197H153ZM224 198H226V197H224ZM233 198H234V197H233ZM2 199H4V197H3ZM24 199H25V198H24ZM28 199H30V198H28ZM33 199H34V198H33ZM33 199H32V202H35V201L37 200V199H36V200L34 199V201H33ZM42 199H43V198H42ZM44 199H45V198H44ZM62 199H63V198H62ZM91 199L93 200L92 197H91ZM91 199H90V200H91ZM106 199H107V198H106ZM117 199L119 200V198H117ZM170 199H171V196H170ZM30 200H31V199H30ZM39 200H40V199H39ZM45 200H46V199H45ZM47 200H48V199H47ZM50 200H51V197H50ZM53 200H54V199H53ZM56 200H58V199L56 198ZM56 200H55L54 203L57 202ZM67 200H68V199H67ZM92 200H91V201H92ZM97 200H98L99 202H97ZM126 200H127V199H125L124 202H125ZM151 200H152V199H150V201H151ZM173 200H174V199H173ZM184 200H185V199H184ZM210 200H211V198H210ZM225 200H226V199H225ZM235 200H236V199H235ZM239 200H240V199H239ZM243 200H244V199H243ZM1 201H2V200H1ZM8 201H12V200H11V197H10V199L7 200V203L10 204L11 202L9 203ZM26 201H27V200H26ZM41 201H43V200H41ZM61 201H62V200H61ZM70 201H71V200H70ZM70 201H69V202H70ZM111 201H113V200H111ZM116 201H117V200H115V202H116ZM120 201H121V200H120ZM122 201H123V200H122ZM122 201H121V202H122ZM127 201H129V200H127ZM127 201H126V202H127ZM156 201H157V200H155V202H156ZM168 201H169V200H168ZM171 201H172V200H171ZM171 201H170V202H171ZM174 201H175V200H174ZM176 201H177V200H176ZM178 201H179V200H178ZM186 201H187V200H186ZM211 201H212V200H211ZM228 201H229V200H228ZM232 201H234V200H232ZM14 202H15V201H14ZM16 202H17V201H16ZM29 202H31V201H29ZM29 202H28V204H29ZM37 202H38V200H37ZM44 202H45V201H44ZM46 202L49 203L50 201H49V202L46 201ZM52 202H53V201H52ZM52 202H51V203H52ZM69 202H68V203H69ZM72 202L74 203V201H71V203H72ZM101 202H103V201H101ZM109 202H110V201H109ZM121 202H119V203H121ZM126 202H125V203H126ZM182 202H183V201H182ZM208 202H209V201H208ZM230 202H231V201H230ZM238 202H239V201H238ZM240 202H241V201H240ZM4 203H5V200H4ZM7 203H6V204H7ZM57 203H58L57 205H59V207H60V204H61V203H60L59 200H58ZM59 203H60V204H59ZM64 203H65V202H64ZM66 203H67V202H66ZM71 203H70V204H71ZM110 203L113 204V205L111 206V208H110L111 211H112V215L115 216V213H116L117 210H118V209H117V206H118V205L116 206V204L114 203V201H113V202H110ZM125 203L122 202L123 205H124ZM127 203H128V202H127ZM127 203H126V205L131 206V205L129 204L130 202H129L128 204H127ZM143 203H144V202H143ZM175 203H176V202H175ZM235 203H237V202L235 201ZM8 204H7V205H8ZM11 204H13V205H11ZM11 204H10L11 206H14V203H11ZM23 204H24V203H23ZM30 204H31V203H30ZM33 204H34V203H33ZM100 204H101V203H100ZM107 204H109V203H107ZM122 204H119V205H121V209H122ZM131 204H132V202H131ZM134 204H135V206L137 205V208H139L137 202H136V203H133L132 205H134ZM140 204H142V202H141ZM156 204H157V203H156ZM181 204H182V203H181ZM195 204H196V203H195ZM207 204H210V203H207ZM239 204H240V203H239ZM4 205H5V204H4ZM31 205H32V204H31ZM36 205H37V204H36ZM39 205H40V203H39ZM39 205H38V206H39ZM52 205H53V204H52ZM62 205H63V204H62ZM66 205L68 206V208H71L70 210H72V207H74V206H72V205H70V206H69L68 204H66ZM66 205H63L62 207L66 206ZM101 205H102V204H101ZM171 205H172V204H171ZM173 205H176V204H173ZM177 205H178V204H177ZM182 205H184V203H183ZM27 206H28V205H27ZM42 206H45V205H42ZM42 206H39V208H35V207H37V206H35V204H34L33 207H34V209H35V211H36V209H37V210L41 209ZM49 206H50V208H51V210H52V212H53L54 205L52 206L53 209H52V207H51V204H50ZM106 206L108 207V205H106ZM106 206H104V207H106ZM124 206H125V205H124ZM142 206H143V207H142ZM142 206H141V207L144 208V207H145V204H144V205L142 204ZM179 206H180V203H179ZM29 207H30V206H29ZM31 207H32V206H31ZM46 207H48V205H46ZM57 207H58V206H57ZM75 207H77V206L75 205ZM75 207H74V208H75ZM125 207H126V206H125ZM131 207H132V206H131ZM131 207H130V208H131ZM4 208H5V206H4ZM8 208H9V207H8ZM42 208H43V207H42ZM65 208L68 210L67 207H65ZM123 208H124V207H123ZM130 208L128 207L127 210L130 209ZM134 208H135V207H134ZM137 208H136V209H137ZM179 208H180V207H179ZM182 208H183V206H182ZM0 209H1V208H0ZM43 209H46L45 211L49 212V211L47 210L48 208H43ZM43 209H42V210H43ZM55 209H56V205H55ZM55 209H54V210H55ZM61 209L64 210V208H61ZM66 209H65V210H66ZM110 209H109V210H110ZM139 209H140V208H139ZM255 209H256V208H255ZM2 210H3V206H2ZM10 210H11V209H10ZM42 210H40V211H42ZM49 210H50V209H49ZM62 210H61V211H62ZM65 210H64V211H65ZM67 210H66V211H67ZM70 210H69V211H70ZM122 210H123V209H122ZM122 210H120V211H122ZM137 210H138V209H137ZM143 210H147V209H143ZM143 210L141 211L142 213H143ZM180 210H182V209L180 208ZM256 210H257V212H258V209H256ZM256 210H254V213H255ZM260 210H262V208H261ZM6 211H7V209H6ZM6 211H4V213L7 214ZM43 211H44V210H43ZM43 211H42V212H43ZM56 211H57V210H56ZM128 211H129V210H128ZM147 211H148V210H147ZM250 211H251V210H250ZM10 212H11V211H10ZM42 212H41V213L39 212L40 215H42ZM52 212H50V213H52ZM62 212H63V211H62ZM118 212H119V211H118ZM129 212H130V211H129ZM133 212H138V211L134 210ZM141 212H140V214H141ZM145 212H146V211H145ZM145 212H144V213H145ZM244 212H245V213H246V212H249V211H248V208H247V211H245V209H244V210H243V213H244ZM8 213H9V212H8ZM12 213H13V212H12ZM58 213H59V212H58ZM108 213H109V212H108ZM131 213H132V212H130V214H131ZM148 213H149V212H147V216H148ZM185 213H186V212H185ZM185 213H183V216L185 215ZM245 213L243 214L242 217H238V215H236V218L233 217L234 215L231 216V217H233L234 220H235V219H236V220H238V219H242V221H243V217H244ZM249 213H250V212H249ZM10 214H11V213H10ZM61 214H62V213H61ZM61 214L59 213V214H58V217H59V215H61ZM134 214H135V213H134ZM191 214H192V213H191ZM240 214H241V213H240ZM240 214H239V215H240ZM246 214L249 216L248 213H246ZM256 214H257V218H256V217H255V218L258 219V216L262 215L263 212L259 213L260 215H259L258 213H256ZM2 215H3V213H2ZM7 215H8V214H7ZM13 215H15V214H13ZM36 215H38V213L35 214V216H36ZM45 215H46V212H45V214H44L43 216L46 217ZM49 215H50V214H49ZM66 215H67V214H66ZM118 215H119V214H118ZM121 215H122V214H121ZM143 215H144V214H143ZM145 215H146V213H145ZM11 216H12V215H11ZM47 216H48V215H47ZM67 216H68V215H67ZM107 216L109 217V216H111V214L109 213V214H107ZM139 216H140V215H139ZM147 216H146V218H145V216H143V218H142V215H141V218L143 219V223L145 222V221H144V218L147 220ZM175 216H176V215H175ZM194 216H195V213H194ZM255 216H256V215H255ZM9 217H10V216H9ZM12 217H13V216H12ZM14 217H15V216H14ZM38 217H39V215H38ZM38 217H37V216L34 217V221H36L35 218L38 219ZM40 217H41V216H40ZM108 217H107V218H108ZM179 217L181 218V216H179ZM190 217H191V216H190ZM190 217H188V218H190ZM237 217H238V219H237ZM250 217H251V215H250ZM250 217H249V218H250ZM262 217H263V216H262ZM0 218H1V217H0ZM41 218H42V217H41ZM41 218H40V219H41ZM46 218H47V217H46ZM59 218H60V217H59ZM61 218H62V215H61ZM112 218H113V217H112ZM112 218L109 217V219H112ZM169 218H170V217H169ZM188 218H187V219H188ZM191 218H192V217H191ZM252 218H253V217H252ZM252 218H250V219H252ZM260 218H261V217H260ZM263 218H264V217H263ZM4 219H6V218H4ZM44 219H45V218H44ZM105 219H106V217H105ZM109 219H107L106 222L109 221ZM114 219H115L116 221L113 220V222L115 221L116 224L119 223V224L121 225V226H120V225L118 224V225L120 226V228H118V230H116V231H120L119 229H122V228L125 229L124 232H125V231H129V230H133V228H134V230H136V228H135V227H136V222H137V221H136V214L133 215V216H131V215H130V216H129V215H122L121 217H118V216H117L116 218L114 217ZM137 219H138V218H137ZM142 219H141V220L139 219L138 221H142ZM149 219H151V218H149ZM170 219H171V218H170ZM247 219H248V218H247ZM247 219H246L245 221H248V220H249V219H248V220H247ZM261 219H262V218H261ZM261 219L258 220V221H261ZM2 220H3V218L0 219V224H1V221H2ZM10 220H11V219H10ZM13 220H14V219L12 218V221H13ZM46 220H47V219H46ZM151 220H152V219H151ZM166 220H167V219H166ZM178 220H179V219H178ZM178 220H177V223H178ZM180 220H182V219H180ZM194 220H195V219H194ZM225 220H226V222H227V219H225ZM225 220H223V221H225ZM236 220H235V221H236ZM3 221H4V220H3ZM41 221H42V219H41ZM44 221H45V220H44ZM147 221H149V220H147ZM170 221H171V220H169V222H170ZM186 221H188V220H186ZM230 221L233 222L232 219L229 220V222H230ZM235 221H234V222H235ZM239 221H240V223H241V220H239ZM39 222H40V220H39ZM109 222H110V221H109ZM149 222H150V221H149ZM173 222H174V219H173ZM182 222H184V221H181V223H182ZM193 222H194V221H193ZM243 222H244V221H243ZM2 223H4V222H2ZM9 223H10V222H8L7 224H9ZM141 223H142V222H141ZM146 223H148V222H146ZM146 223H144L143 228L146 226ZM190 223H191V222H190ZM235 223H236V222H235ZM251 223H253V222H251ZM5 224H6V223H5ZM12 224H13V223H12ZM36 224H37V223H36ZM42 224H44V223L41 222L40 225H42ZM55 224H56V223H55ZM65 224H66V223H65ZM106 224H109V223L107 222ZM151 224H152V223H151ZM175 224H176V223H175ZM256 224H257V222H256ZM112 225H115V224L113 223ZM137 225L139 226V223H138ZM141 225H142V224H141ZM141 225H140V226H141ZM147 225H149V224H147ZM153 225H155V224H153ZM170 225H172V224L170 223ZM185 225H187V224H185ZM245 225H246V224H245ZM245 225H244L243 227H245ZM9 226H10V224H9ZM15 226H16V225H15ZM37 226H39V225L37 224ZM43 226H44V228H47V227H45V225H43ZM46 226H49V225H46ZM140 226H139V227H140ZM176 226H178V225H176ZM192 226H193V225H192ZM248 226L251 227L252 225H248ZM7 227H8V226H7ZM21 227H22V226H21ZM21 227L18 226L19 229H20ZM49 227H51V226H49ZM49 227H48V228H49ZM52 227H53V225H52ZM52 227H51V228H52ZM114 227H118V226H114ZM114 227H113V230H112V231L115 232V230H114L115 228H114ZM139 227H137V228H139ZM156 227H157V226H156ZM174 227H175V226H174ZM186 227H187V226H186ZM0 228H1V227H0ZM2 228H3V224H2ZM5 228H6V226H5ZM5 228H3V229H5ZM9 228H10V227H9ZM44 228H43V229H44ZM51 228H50V229H51ZM55 228H56V227H55ZM57 228H59V227L57 226ZM103 228H104V227H103ZM141 228H142V226H141ZM148 228H151V227H148ZM3 229H2V231H4ZM11 229H14V226H13ZM37 229H38V231H39V228H37ZM43 229H42V232H45L46 230L44 229V230H45V231H44ZM53 229H54V228H53ZM60 229H61V228H60ZM101 229H102V228H101ZM105 229H106V228H105ZM109 229H112V228H109ZM154 229H155V228H154ZM170 229H171V228H170ZM170 229H169V230H170ZM185 229H186V228H185ZM239 229H240V228H239ZM245 229H246V228H245ZM245 229H243V230L245 231ZM251 229H252V228H251ZM257 229H258V228H257ZM6 230H7V229H6ZM40 230H41V229H40ZM140 230H141V229H140ZM140 230H139V231H140ZM142 230H144V229H142ZM145 230H146V229H145ZM147 230H148V229H147ZM167 230H168V229H167ZM169 230H168V231H169ZM175 230H176V229H175ZM177 230H178V229H177ZM243 230H241V231L243 232ZM259 230H260V229H259ZM259 230H258V231H259ZM261 230H262V229H261ZM38 231L36 230V232H38ZM52 231H54V230H52ZM69 231H70V230H69ZM122 231H123V230H122ZM137 231H138V230H137ZM139 231H138V232H139ZM168 231H166V229H165L164 232H165V233H166V232L168 233ZM171 231H174V230H171ZM185 231H186V230H185ZM239 231H240V230H239ZM5 232H6V231H5ZM7 232H8V230H7ZM42 232H41V233H42ZM47 232H48V231H47ZM54 232H55V231H54ZM56 232H57V231H56ZM56 232H55V234H58L60 231L58 230V233H56ZM67 232H68V230H67ZM74 232H75V231H74ZM74 232L71 233V234H74ZM98 232H99V230H98ZM120 232H121V231H120ZM120 232H119V234L122 233V232H121V233H120ZM133 232H134V231H133ZM133 232L130 231V233H133ZM145 232H146V231H145ZM151 232H152V231H151ZM164 232H163V233H164ZM190 232H191V231H190ZM248 232H249V231H248ZM248 232H247V233H248ZM260 232H261V231H260ZM1 233H2V232H1ZM41 233H40V235H41ZM50 233H51V230H50ZM116 233H117V232H116ZM128 233H129V232H128ZM135 233H136V232H135ZM135 233H134V234H135ZM147 233H148V232H147ZM147 233H145V234H147ZM173 233H174V232H173ZM176 233H177V232H176ZM184 233H185V232H184ZM192 233H193V232H192ZM192 233H191V234H192ZM251 233H254V234H255L254 231L251 232ZM3 234H4V233H3ZM8 234H9V233H8ZM35 234H36V233H35ZM38 234H39V233H38ZM52 234H54V233L52 232ZM62 234H65V233H62ZM68 234H69V233H68ZM101 234L103 235V231H102ZM108 234H109V233H108ZM114 234H115V233H114ZM117 234H118V233H117ZM117 234H116V237H117ZM138 234H139V233H138ZM142 234H144L143 231H142ZM153 234H154V233H153ZM153 234L150 233V234H148V235L151 237V236H153ZM171 234H172V232L170 233V235H171ZM174 234H175V233H174ZM186 234H187V232H186ZM243 234H244V233H243ZM249 234H250V233H249ZM9 235H10V234H9ZM59 235H61V233H60ZM74 235H75V234H74ZM99 235H100V233H99ZM122 235H123V234H122ZM122 235H120V236H122ZM128 235L130 236V234H128ZM136 235H137V234H136ZM155 235H156V233H155ZM163 235H165V234H163ZM170 235H169V236H170ZM172 235H173V234H172ZM175 235H176V234H175ZM182 235H184V234H182ZM252 235H253V234H252ZM252 235H251V236H252ZM263 235H264V233H263ZM263 235H261V236H262L261 239L263 238ZM12 236H13V235H12ZM12 236H8V237H11L10 240L13 239L12 242H14L15 240H14V238H12ZM14 236H15V235H14ZM37 236H39V235H37ZM42 236H43V233H42ZM52 236H54V235H52ZM55 236H56V235H55ZM55 236H54V237H55ZM75 236H76V235H75ZM103 236H104V235H103ZM106 236H107V235H106ZM111 236H112V235H111ZM114 236H115V235H114ZM114 236H113V237H114ZM120 236H118L117 238H119ZM124 236H125V239H126V235H125V233H124ZM141 236H142V235H141ZM145 236H146V235H145ZM145 236H142V237L146 238ZM149 236H147V237H149ZM159 236H160V235H159ZM166 236H167V234L165 235V238H166ZM180 236H181V235H180ZM185 236H186V235H185ZM187 236H188V235H187ZM258 236L260 237V235H258ZM0 237H1V236H0ZM6 237H7V236H6ZM20 237H21V236H20ZM24 237H26V236H24ZM46 237H47V236H46ZM46 237H45V238H46ZM54 237H53V238H54ZM56 237H58V235H57ZM77 237H78V236H77ZM98 237H99V236H98ZM134 237H136V236L134 235ZM134 237H132V238H134ZM150 237H149V238H150ZM156 237H157V236H156ZM156 237H155V238H156ZM170 237H171V236H170ZM173 237H174V235L172 236V238H173ZM259 237H258V238H259ZM37 238H39V237H36V240H37ZM48 238H49V237H48ZM48 238H47V239H48ZM58 238H59V237H58ZM60 238H62V237H60ZM60 238H59V239H60ZM63 238H64V237H63ZM63 238L60 239V240H65V238H64V239H63ZM66 238H67V237H66ZM110 238H111V237H110ZM121 238H122V237H121ZM130 238H131V237H130ZM160 238H161V237H160ZM175 238H176V236H175ZM188 238H189V237H188ZM0 239H2V238H0ZM3 239H6V238H3ZM15 239H16V237H15ZM18 239H19V238H17V242H18ZM30 239H33V238H30ZM39 239H40V238H39ZM70 239H71V238H70ZM78 239H79V238H78ZM111 239H112V238H111ZM111 239H110V240H111ZM122 239H123V238H122ZM140 239H141V238H140ZM150 239H151V238H150ZM158 239H159V238H158ZM170 239H171V238H170ZM7 240H9V239H7ZM23 240H25V239H23ZM33 240L35 241V239H33ZM41 240H42V238H41ZM49 240H51V239H49ZM53 240H55V238H54ZM53 240H52V241H53ZM56 240L58 241V239H56ZM60 240H59V241H60ZM75 240H77V239H75ZM80 240H82V239H80ZM91 240H92V242H93V239H91ZM91 240H90L89 243H91ZM95 240H96V239H95ZM101 240L106 241V239H102V238H101ZM101 240H100V241H101ZM120 240H121V239H120ZM147 240H148V239H147ZM147 240H146V242H147ZM167 240H169V239H167ZM182 240H183V239H182ZM206 240H207V239H206ZM246 240H247V239H246ZM2 241L5 242V240H2ZM20 241H22V240L20 239ZM83 241H84V240H83ZM83 241H82V242H83ZM143 241H144V240H143ZM149 241H150V240H149ZM22 242H25V241H22ZM31 242H32V240H31ZM43 242L46 244V241H43ZM73 242H74V241H73ZM152 242H153V238H152ZM157 242L159 243V241H157ZM162 242H163V241H162ZM181 242H182V241H181ZM204 242H205V241H204ZM242 242H243V240H242ZM9 243H11V242L9 241ZM32 243H33V242H32ZM34 243L36 244V242H34ZM37 243H38V242H37ZM41 243H42V242H41ZM47 243H48V242H47ZM49 243L52 244L51 241H50ZM49 243H48V245H49ZM54 243H56V242H54ZM54 243H53V244H54ZM59 243H60V242H59ZM74 243L76 244L77 242L75 241ZM79 243H81V242H79ZM106 243H107V242H106ZM142 243H143V242H142ZM153 243L155 244V242H153ZM160 243H161V242H160ZM174 243H175V242H174ZM237 243H238V242H237ZM240 243H241V242L238 243L240 246H241V245L244 246V243H243V244H242V243L240 244ZM5 244L7 245V242H5ZM24 244L27 245L28 243H24ZM30 244H31V243H30ZM30 244H29V245H30ZM57 244H58V243H57ZM81 244H82V243H81ZM81 244H79V245H81ZM83 244H84V243H83ZM98 244H99V243H98ZM98 244H96V245H98ZM104 244H105V243H104ZM147 244H148V242H147L145 245H147ZM156 244H157V243H156ZM162 244H163V243H162ZM162 244H161V245H162ZM167 244H168V242H167ZM3 245H4V243H3ZM14 245H15V244H14ZM14 245H12V246H14ZM16 245H17V244H16ZM16 245H15V247H16ZM32 245H33V244H32ZM37 245H38V244H37ZM48 245H46V246H48ZM79 245H78V246H79ZM85 245L87 246V244H85ZM138 245H140L139 247H141V243L138 244ZM148 245H149V244H148ZM161 245H159V246H161ZM239 245H237V246L239 247ZM246 245L249 246V244H246ZM8 246H9V245H8ZM46 246H43V247H44V248H43L42 245H41V247H42L43 249H45ZM57 246H58V245H57ZM57 246H56V248H57ZM59 246H60V245H59ZM59 246H58V247H59ZM103 246H105V245H103ZM112 246H113V245H112ZM165 246H167V245L165 244ZM231 246H232V245H231ZM233 246H234V245H233ZM233 246H232V247H233ZM31 247H32V246H31ZM39 247H40V244H39ZM41 247H40V248H41ZM84 247H85V246H84ZM93 247H96V246H95V243H94ZM93 247H92V249H93V251H92L93 253H92V254L95 255L97 252L95 251V249H94ZM100 247H101V245H100ZM107 247H108V246H107ZM157 247H158V246H157ZM161 247H162V246H161ZM234 247H236V246H234ZM1 248H2V247H1ZM18 248H20V245H19ZM27 248H28V247H27ZM76 248H77L76 250H78V247H76ZM88 248L90 249V247H88ZM97 248H99V247H97ZM103 248H104V247H103ZM103 248H101V249L103 250ZM137 248H138V246H137ZM143 248H145V247L143 246ZM165 248L167 249L168 247H165ZM169 248H170V247H169ZM185 248H186V247H185ZM200 248H202V247H200ZM200 248H199V249H200ZM239 248H241V247H239ZM243 248H244V247H243ZM245 248H246V246H245ZM249 248H251V246H250ZM253 248H254V247H253V245H252L251 250H253ZM16 249H17V248H16ZM16 249H15V250H16ZM33 249H35V247H33ZM46 249H48V248H46ZM67 249H69V248H67ZM70 249H71V248H70ZM73 249H74V247H73ZM73 249H72V251H73ZM82 249H83V248H82ZM85 249H86V248H85ZM99 249H100V248H99ZM159 249H160V247H159ZM182 249H183V248H182ZM210 249H211V248H210ZM233 249H235V248H232V250H233ZM236 249L238 250V248H236ZM241 249H242V248H241ZM4 250H5V249H4ZM20 250L23 251L22 248L19 249V251H20ZM25 250H27V249L25 248ZM25 250H24V251H25ZM28 250H30V248H29ZM55 250H56V249H55ZM55 250H54V252H55ZM74 250H75V249H74ZM79 250H81V248H80ZM105 250H106V248H105ZM139 250H140V249H139ZM150 250H151V249H150ZM157 250H158V249H157ZM157 250H156V251H157ZM185 250H187V249H185ZM239 250H240V249H239ZM249 250H250V249H249ZM0 251H1V250H0ZM22 251H21V252H22ZM30 251H32V249H31ZM83 251H84V250H83ZM88 251H91V249L88 250ZM94 251L96 252L95 254H94ZM103 251H104V250H103ZM148 251H149V249H148ZM164 251H165V250H164ZM182 251H184V249H183ZM196 251H197V250H196ZM204 251H205V250H204ZM207 251H208V250H207ZM234 251H235V250H234ZM234 251H233V252H234ZM242 251H243V249H242ZM244 251H245V250H244ZM253 251H254V250H253ZM27 252H29V251H27ZM41 252H42V251H41ZM52 252H53V251H52ZM86 252H87V251H86ZM99 252L101 253V250H100ZM135 252H136V251H135ZM168 252H169V251H168ZM168 252H167V253H168ZM201 252H202V251H201ZM208 252H209V251H208ZM211 252H212V251H211ZM211 252H210V253H211ZM236 252L239 254L238 251H236ZM246 252H247V251H246ZM11 253H12V252H11ZM11 253H10V254H11ZM49 253H51V252H48V254H49ZM62 253H63V252H62ZM88 253H90V252H88ZM136 253H137V252H136ZM139 253H141V250H140ZM142 253H144V252H142ZM160 253H161V252H160ZM167 253H164L163 258L165 257V254L167 255ZM229 253H230V251H229ZM234 253H235V252H234ZM240 253H243V252H241V250H240ZM244 253H245V252H244ZM251 253H252V255H253L255 252H254V253L251 252ZM8 254H9V253H8ZM10 254H9V255H10ZM38 254H39V253H38ZM41 254H42V253H41ZM60 254H61V253H60ZM64 254H66V252H65ZM77 254H78V253H77ZM101 254H102V253H101ZM110 254H112V253H110ZM137 254H138V253H137ZM137 254H136V255H137ZM147 254H148V253H147ZM147 254L145 253L144 256L147 255ZM156 254H157V253H156ZM196 254H197V253H196ZM206 254H208V253H206ZM231 254H233V253L231 252ZM235 254H236V253H235ZM245 254L247 255V253H245ZM248 254H249V257H250V259H251L253 256L251 257L250 252H249ZM14 255H15V254H14ZM16 255H17V254H16ZM26 255H27V254H26ZM26 255H25V256H26ZM29 255H31V254H29ZM49 255H51V254H49ZM53 255H54V256H53ZM53 255H52V256L55 257L56 254L53 253ZM80 255H81V254H80ZM83 255H84V254H83ZM85 255H86V258H87V256H88L89 254L86 253ZM112 255H113V254H112ZM114 255H115V254H114ZM114 255H113V256H114ZM139 255H140V254H139ZM213 255H214V254H213ZM217 255H218V254H217ZM236 255H237V254H236ZM243 255H244V254H242V256H243ZM246 255H245V258H247ZM32 256H33V255H32ZM52 256H50V258H51ZM57 256H59V255H57ZM63 256H65V255H63ZM77 256H78V255H77ZM89 256H90V255H89ZM91 256H92V255H91ZM95 256H97V257H95L94 259H96V258L99 259L98 255H95ZM100 256H101V255H100ZM102 256H103V254H102ZM110 256H111V255H110ZM119 256H120V255H119ZM122 256L124 257V255H122ZM122 256H121V257H122ZM158 256H159V255H158ZM193 256H194V255H193ZM208 256H209V255H208ZM208 256H207V257H208ZM228 256H229V255H228ZM231 256H232V255H231ZM238 256H241V255H238ZM242 256H241V257H242ZM15 257H16V256H15ZM19 257H20V256H19ZM29 257H31V256H29ZM60 257H62V256H60ZM74 257H75V256H74ZM79 257H80V256H79ZM92 257H93V256H92ZM111 257H112V256H111ZM114 257H116V256H114ZM134 257H135V256H134ZM136 257H137V256H136ZM140 257L142 258V256H140ZM140 257H139V258H140ZM195 257H197V256L195 255ZM203 257H204V255H203ZM216 257H217V256H216ZM229 257H230V256H229ZM229 257H228V258H229ZM233 257H234V256H233ZM235 257H236V256H235ZM235 257H234V258H235ZM13 258H14V257H13ZM20 258H22V257H20ZM20 258H19V260H20ZM45 258H46V257H45ZM64 258H65V257H64ZM80 258H81V257H80ZM83 258H84V256H83ZM100 258H101V257H100ZM116 258H118V255H117ZM116 258H115V259H116ZM144 258H145V257H144ZM161 258H162V257H161ZM199 258H200V252H199ZM214 258H215V257H214ZM236 258H238V257H236ZM239 258H240V257H239ZM257 258H258V257H257ZM5 259H6V257H5ZM9 259H10V258H9ZM16 259H18V256L16 257ZM23 259H24V257H23ZM29 259H30V258H29ZM60 259H62V258H60ZM60 259H59V262H61V261L64 262V260H61V261H60ZM65 259H66V258H65ZM78 259H79V258H78ZM87 259H88V258H87ZM108 259H110V258H108ZM113 259H114V258H113ZM124 259H125V258H124ZM124 259H123V261H124ZM158 259H159V258H158ZM211 259H212V258H211ZM211 259H210V260H211ZM230 259H231V258H230ZM242 259H244V258L242 257ZM254 259H255V258H254ZM262 259H263V258H262ZM3 260H4V259H3ZM19 260H17L18 263H19ZM27 260H28V259H27ZM39 260H40V259H39ZM45 260H46V259H45ZM66 260L68 261V259H66ZM70 260H71V259H70ZM73 260H75V259H73ZM76 260H77V259H76ZM76 260H75V261H76ZM84 260H85V259H84ZM116 260H117V259H116ZM116 260H115V261H116ZM118 260H119V259H118ZM118 260H117V261H118ZM121 260H122V259H120L119 261H121ZM127 260H128V259H127ZM127 260H126V261H127ZM129 260H130V259H129ZM193 260H194V259H193ZM213 260H214V259H213ZM257 260H258V259H257ZM7 261H8V260H7ZM21 261H22V260H20V262H21ZM23 261H24V260H23ZM43 261H44V260H43ZM52 261H54L53 258H52ZM57 261H58V260H57ZM75 261H73L72 263L75 264ZM95 261H96V260H95ZM109 261H111V260H109ZM112 261H113V260H112ZM221 261H222V260H221ZM246 261H247V260H246ZM250 261L252 262V260H250ZM250 261H249V262H250ZM253 261H254V260H253ZM255 261H256V260H255ZM259 261H260V260H259ZM263 261H264V260H263ZM3 262L5 263L6 261H3ZM26 262H27V261H26ZM26 262H24V263H26ZM96 262H97V261H96ZM98 262H99V261H98ZM208 262H209V261H208ZM260 262H262V261H260ZM8 263H9V261H8ZM13 263H14V262H13ZM13 263H12V264H13ZM21 263H22V262H21ZM52 263H53V262H52ZM61 263H62V262H61ZM67 263H69V261H68ZM67 263H65V264H67ZM80 263H81V262H80ZM90 263H91V262H90ZM90 263H89V264H90ZM109 263H111V262H109ZM118 263H120V262H118ZM123 263H124V262H123ZM123 263H122V264H123ZM262 263H263V262H262ZM5 264H7V262H6ZM15 264H17V263L15 262ZM69 264H70V263H69ZM125 264H126V263H125ZM209 264H210V263H209ZM213 264H214V263H213ZM218 264H219V263H218ZM222 264H224V263L222 262Z\"/></svg>","mask_w":264,"mask_h":264}]
</instances>
